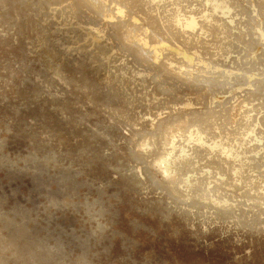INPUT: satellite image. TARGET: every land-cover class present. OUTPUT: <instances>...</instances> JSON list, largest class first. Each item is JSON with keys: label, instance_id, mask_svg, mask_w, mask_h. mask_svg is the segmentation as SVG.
<instances>
[{"label": "rangeland", "instance_id": "obj_1", "mask_svg": "<svg viewBox=\"0 0 264 264\" xmlns=\"http://www.w3.org/2000/svg\"><path fill=\"white\" fill-rule=\"evenodd\" d=\"M232 1L233 2L235 1L234 4L236 6L233 4ZM263 1L264 0L262 1L261 0H231V1L224 0L225 2L224 4L222 0L221 1L220 0H213V1L212 0L210 1L209 0H0V59H1L0 72L2 73L3 71L2 74L0 73V84H2L0 85V146H1L0 160L2 162L0 164V211H1L0 221L4 219L6 223L4 221H3L4 223L3 222L1 223L3 225L5 224L7 225V227L9 228V232L10 233L12 232L11 235L12 234L15 235L16 233L14 238L10 236L9 232H8L9 234L7 233L4 235V233L8 231V228L7 230H5L6 227L1 224L2 228L0 226V229H2L3 232L4 231L5 232L2 234V231L0 230L1 231L0 239H2L3 242L8 243L6 246L9 247L7 248L4 245L5 243L3 244V242L0 240L1 241L0 255L2 257L4 255L3 258L0 256V263L1 262L4 263L7 259L9 260L10 257L12 259L16 257L15 259L17 261L15 259H13L15 261L10 259L8 261L9 262L8 264L10 263L16 264L17 262H19L17 264H20L22 260L25 262L24 263L22 261L23 264H31L29 263L31 261L29 259H32V256L29 255L31 253V250L33 251L35 249L33 253L36 251L35 254L31 253V255H33L34 258V255L37 256L40 253L44 254L45 256L47 254L48 256L49 254L48 252H50L51 254V252H54L55 249L52 258L55 257L56 255L55 257L56 260L59 261L62 258L61 260L64 261V263H68L70 261L68 264L71 263L85 264L86 257H88L87 264H94V262H96L95 264H132L131 261L135 264H138V262L139 264H144V263L147 264V262L148 264H222L223 261H224L223 264H229V263L230 264H260L263 261L261 263L263 264L264 259L262 258V256L264 255L263 252L264 251V236H263L264 221H262L259 217L256 216V215L259 216L261 214L262 217L261 216L260 217L264 219V200H263L264 196H262L264 195V188H262L264 187L263 184L264 183V178H263L264 176V171H263L264 170V165H263L264 163V94L263 93L264 92H262L264 91V3L262 4ZM226 2H228V4ZM229 2H232L230 3V5L232 4L231 7L229 5ZM205 5L207 8H205ZM210 6L211 8L212 7L213 8L211 9ZM232 8L235 9L233 11L235 14L233 18H232L233 16ZM209 10H212L213 12ZM217 12L219 14L214 16ZM175 18H176V23H175ZM192 19L195 20L196 25L193 28H188L187 25ZM216 19L218 20L220 19V21L218 20L216 21ZM51 21L53 23H51ZM223 22L227 24L225 25L223 24ZM3 23L5 24L3 25ZM235 24L236 26L239 25V28H237ZM224 25L226 29L223 28ZM227 25L229 28L227 27ZM242 25L243 26L245 25L246 26L245 28H247V30H245V28ZM2 26H4L3 29ZM240 26H241V30H240ZM236 28L242 31L241 34H238L240 33V31H238ZM220 29L223 30L221 31ZM224 30H226V32ZM223 31L225 33H222ZM228 31L232 32L233 35L232 33L229 34ZM244 32H248L249 35H247V33L244 34ZM225 34L227 37H225ZM235 34L239 36V38L237 37L236 40L238 39L239 42L241 43L239 46L240 48L237 47L238 45L236 46V44H239V42L238 41L236 42L235 37L234 39L232 38V36H235ZM243 34L245 37L243 36ZM34 37L36 38L34 39ZM225 38L231 39V42H233L231 45L235 43L234 49H233L234 45L231 46L230 41L227 42L228 39L226 40ZM220 42H222V44H220ZM226 45L228 47L229 46L231 47L228 48ZM231 49L233 50L232 53L229 51L228 53L227 50L231 51ZM222 51H224L225 53L227 52L228 55ZM233 52L236 53L233 54ZM220 54L223 55V57L222 56L220 57ZM224 56L226 59L224 58ZM221 58L222 60L224 59L225 60L220 61ZM231 58L233 59V61ZM226 61L228 62L226 63ZM4 62L5 64L8 63L10 65V69L8 64L5 65V67L7 66L6 69L7 71L9 70L10 74L9 72L6 71L5 67L3 69ZM223 62H225L227 66L228 63L230 62L229 66L227 67ZM219 63L221 64L223 63L222 65L224 66H222ZM11 64L14 67H12ZM70 65L72 68L70 67ZM233 66L234 69L232 70L231 68ZM117 67H119L120 69L122 67L125 68L120 70ZM227 68L230 70H228ZM73 69L76 70V72L74 70L75 74L72 73ZM78 69L80 70L79 71L80 74L78 73ZM223 69H225V71ZM81 71L83 72L81 73ZM4 72L6 73L5 75L7 76H4ZM227 72L228 73L232 72V74L234 73L232 75L231 81L226 80L224 77L226 76ZM221 73L222 74L224 73V76ZM219 74L221 76L220 78H219ZM244 75L252 77L251 84L256 85L254 88H247L246 85L244 86V83H242L241 81L242 78L244 79L243 77ZM3 76L7 78L6 80L7 82L3 80L6 79ZM76 76L78 77L77 79ZM213 77L215 78V80ZM218 79L220 82L217 81ZM85 85H88L91 88V90H95V91H92L93 93H90L91 91L90 92L88 91L90 88L88 86L86 87ZM96 91H97L96 93L97 97H95ZM98 93L100 94L98 95ZM249 93L251 94L250 95L251 97L249 96ZM118 94L119 97L117 98ZM122 95L125 96L122 98ZM258 95L259 98L260 97L262 98L259 99L257 97ZM92 96L94 98H92ZM32 101H33V105H32ZM115 101L116 102L119 101V102L116 104ZM113 103L116 104L117 106L115 107ZM123 103L125 105H123ZM140 103L141 106H139ZM244 103L246 108L244 107ZM247 106L250 108H247ZM32 108H34L35 110V111L33 110L34 113L32 112ZM100 108L104 110L102 111V109ZM94 111L95 112L97 111L96 114L98 112L99 113L96 115ZM248 114H250V116H248ZM244 115H246L247 117ZM247 122L251 123L252 126L250 125L248 126ZM243 126H248V127H243ZM249 127L251 128L248 129ZM104 129L105 131L111 129L110 131H107L108 133L106 132L107 136L104 132ZM241 130L243 132L246 130L245 131L246 134L248 132L249 133L245 135V132L243 134ZM247 130L249 131L247 132ZM70 131L73 133H71ZM119 131L121 134L119 133ZM135 132L137 134L142 133V136L140 135L142 137V140H138L140 136L137 138V134H135ZM188 132L190 133L188 134ZM68 133H71V135H69ZM103 134L105 136H103ZM166 134L167 135L170 134V135L167 136ZM9 135L11 137H9ZM99 135L104 138L99 137ZM202 135L204 138H202ZM12 136L14 138H12ZM144 136L147 137L144 138ZM111 137L113 138L111 139ZM213 137L215 141L211 139ZM11 138L13 139V141ZM105 138L108 139V140L106 139L107 140L106 142L104 140ZM15 139H17L18 142L14 141ZM89 139L92 140L90 141ZM233 139L235 140L233 141ZM240 139H241V143L239 142ZM100 140H102V142ZM111 140H113L114 143L111 142ZM210 140H212L213 143ZM220 140L222 143H219ZM7 141L9 145L6 143ZM94 141L98 143L95 144ZM188 141H190L192 144H190V142ZM9 142H11V144ZM19 142H20V146L18 145ZM88 142H90V144ZM151 142L154 146L151 144ZM225 142L229 145H231L233 142L234 145L229 146L226 145ZM246 142L247 143L250 142L249 145H246L247 144ZM159 143L162 146H164L166 149L169 147L167 151L164 147L159 146L161 149L164 148L165 149L164 151H167L164 152L166 154L163 153L165 157L162 156L163 154H161L163 151L160 148H158V146L156 147V145H160ZM22 144L23 147H21ZM45 144L48 145L49 148L51 147L49 149L50 151L48 150V146L46 148ZM105 144L107 145L105 146ZM113 144L115 145V147ZM187 144L190 145L187 146ZM10 145L11 146L15 145V146L11 147ZM17 145L19 146L18 148H16ZM96 145L98 146V148ZM252 145L255 146L256 148L254 149L252 147L251 150ZM38 146L40 147L38 148ZM99 146H101L100 149ZM91 147H93V149ZM124 147L129 149L125 150ZM152 147L158 148L157 150H159L160 152L158 154L155 148V151L158 155L157 156L155 154L156 158L155 156H153L154 153L151 152L152 149H154ZM219 147H221L220 149L222 152L220 151V149L218 151ZM42 148L44 149V151ZM89 148L90 150H88ZM148 148L149 149L152 148L149 152L147 151L148 153H150V155L153 154L152 157H150L149 155L151 159L153 158L152 161H148L150 160L148 155H147L148 158L145 159L146 158L145 154L148 153H146L144 150H149ZM172 148H174V150L176 151H174ZM180 148L183 149L181 150ZM233 148L238 149L240 152H238V150L235 151ZM45 149L47 151V154L52 153V156L48 155V158L50 156L53 157L54 159L55 158L57 159L54 160L52 158L51 159L49 158L50 159L49 160L47 158V160H49L47 161L45 159V157H47L45 156L47 155L45 153L46 152ZM82 149L86 151L83 152ZM101 149L104 152L100 151ZM209 149L212 150L210 151ZM213 149H217V151ZM14 150L15 151L17 150V152H15ZM36 150L41 151L44 154L41 152L36 153L37 152ZM137 150H141L142 152L144 151V153L140 151L139 154L138 153L139 151ZM10 151L13 153H11ZM89 151L90 154L88 153ZM115 151L117 152L115 153ZM125 151H127V153H125ZM128 151H132V153L131 152L128 153ZM184 151H186L185 154H187V151L189 152L188 153L189 157L188 155L187 156L183 155L182 157ZM224 151L226 152L230 151V152L226 153ZM245 151H247L248 153ZM249 151L252 152L250 153ZM99 152L100 153L103 152L102 154L103 156L98 154ZM134 152L137 154L135 155ZM220 152L222 153V155H220L221 154ZM235 152L238 153L235 154ZM1 153L4 156H2ZM84 153L89 154V156L86 155L88 158L89 157L92 158L91 159L89 158V161H86L88 158L85 156ZM175 153H177V155L180 153L179 155L180 157L179 156L176 157ZM190 153H191V157H190ZM239 153L240 155L242 154L243 156L241 155L242 156L241 157ZM17 154L18 155L21 154V155L18 156ZM82 154H84V156H81ZM170 154L172 155L171 156L172 159L171 157L169 158ZM56 155L59 156L56 157ZM77 155H79L78 156L79 158L77 157ZM99 155L103 157L105 161L107 160L110 163H108L107 161L105 162L102 158H100ZM137 155L138 156L141 155L143 156V158H141V156H139L141 159L137 158L136 157ZM159 155L161 157H159ZM233 155H235L236 159H239L235 162V164L236 163L238 164V165L236 164L237 166L234 165L233 163L236 160ZM60 156L63 159H61V161H57L58 162L57 163L56 160H58V158L60 160ZM130 156H133L134 159ZM173 156H175L176 158ZM184 156L185 158L188 157L189 159L187 158L182 160ZM84 157L87 159H85ZM246 157H248V159ZM18 158L21 159L19 160ZM99 158L102 159L101 160L102 162L99 161ZM243 158L245 160H240ZM164 159H169L170 162V166L168 167L169 168L168 172H166L164 170V167L161 165V162ZM180 159L183 163V166L180 165V163L178 164V162H181L179 161ZM120 160L123 163H121ZM172 160L174 161L178 160L176 162V165L177 164L178 166L180 165L179 166L180 168L177 167L175 165V162ZM243 161H245L244 166H243L244 163ZM254 161L256 162V164ZM15 162L18 163L19 165L15 164ZM48 162L50 165L47 164ZM98 162L101 163L102 165L101 164L99 165ZM251 162L252 165L254 164L255 165L251 166ZM257 162L259 163L262 162V164L260 163L259 165H257L258 164ZM21 163H23L24 165H22ZM118 163L120 164V166ZM188 163L190 169H188L189 168ZM248 163L250 164L246 165ZM171 164L175 166L171 167L173 166ZM98 165L101 167H99ZM191 165H193L194 167ZM196 165L197 167H195ZM208 165L210 166L212 165V168L210 166L207 168L206 166ZM111 167H114V169H112ZM116 167L119 169L117 170ZM175 167L177 169H173ZM234 167L236 168V171L233 170L235 169ZM246 167L247 169L250 168L251 172L253 170L254 171L251 173L249 170L248 171L246 170ZM254 167H256V169ZM32 168L34 169L33 171ZM96 168L97 169L99 168L100 171H98ZM107 168H109V170L111 168L110 173ZM192 168H196V169L198 168L197 169L198 172L200 171L199 169L201 168L202 169L198 173L197 170ZM40 169L42 170L40 171ZM217 169H220L222 173H220V170ZM237 169H240L241 171ZM19 170L21 171L20 177L19 175H17V173H19ZM38 170L40 172L36 177L34 172H37ZM92 170H94V172ZM113 170L114 172H112ZM178 170L181 173V177H180V173H178L179 172ZM189 170H192L193 175ZM214 170L218 172L215 171L214 173ZM259 170L261 171L259 172ZM24 171H26V174H29L27 175L28 178ZM174 171L177 173H175ZM204 171L206 172V175L205 174L203 175V173H205ZM238 171H240L241 174H239L240 172ZM42 172L46 174H44L43 176ZM47 172L49 178L52 177L51 179H48ZM124 172L126 173L123 174ZM135 172L137 173L135 174ZM195 172L196 174L198 173L203 176L198 177L200 175L197 174L198 176H196ZM249 172L251 174L250 176H249ZM8 173H13L16 176L9 174L10 176H12L9 177ZM96 173L98 174L96 175ZM218 173L221 174V176ZM32 174L35 177H33ZM177 174H179V176ZM232 174L237 176L239 180L241 178L240 176L243 175H247L248 178L246 176V179H244L245 177L243 176L244 180L241 179V182L243 181L242 183L244 185L241 183L242 184L241 186V184L239 183V185L235 187L233 185L234 182L233 180L237 179V177L235 178V176H232ZM256 174L258 176L252 177V175H256ZM211 175H213V178ZM214 175H216V178H220L222 180L219 181L218 179L219 189H218V183L216 184L217 179H215ZM39 176H41L40 180L38 178ZM182 176H184L183 177L184 179L182 178ZM208 176L209 179H207ZM226 176L228 177V180ZM197 177L199 178V180H197ZM229 177L231 178V180L232 179L233 180L232 181L229 180L230 179ZM254 177L256 178L254 179ZM21 178L24 179L21 181ZM37 178L39 181L37 180ZM180 178L184 181L186 179V182L184 183L181 181V183L180 182L176 183L178 180L180 181ZM259 178L260 179L263 178L261 179L263 181H261ZM27 179L28 180L32 179L31 180L32 182L30 180L28 181ZM82 179H84V181ZM176 179L177 181L174 182V180ZM200 179L202 180V182ZM36 180L39 183L41 182L40 185L37 182H35ZM47 180L49 181L47 182ZM81 180H82L81 183L78 182ZM85 180L87 181L88 185L84 183L86 182ZM128 180L131 182L129 183ZM149 180L152 185L153 184L156 185L152 186L149 183L147 184ZM165 180L167 181L165 183L166 185H163L162 183L165 182ZM193 180L194 182L195 180H197L195 183L198 184L199 187H197L198 185L197 186L194 185L195 183L193 182ZM204 180L205 182H207L208 180L209 181L205 184ZM224 180H226L227 184H229V185L225 183L223 184L224 185L223 188L228 187L229 190L227 191L226 189H224L228 193V194L226 193L228 196L227 198H226V194L224 193L225 191H222L223 188L222 189L220 188L221 187L220 185H222L220 183H222ZM245 180H247L248 182ZM11 181H13L14 183L12 182L13 183L12 184ZM169 181L172 182V184ZM9 182L11 185L9 184ZM143 182H145L144 184L146 185H144ZM198 182L203 183L202 186ZM249 182L250 184L252 183L251 184L253 185L252 187L250 184H249L250 186L248 184L246 185V183ZM48 183H50L51 185L50 184L48 185ZM82 183L84 185H82ZM132 183L135 186H132ZM174 183L178 185L180 184L179 188L184 187L185 191L184 188L178 189L177 188L178 185L173 186ZM140 184L143 185L140 186ZM170 184L173 187V189L170 188L169 190L167 185ZM183 184L185 186H182ZM3 185L5 186L3 187ZM34 185L36 187H34ZM137 185L141 188L140 189L141 191L137 189L138 188ZM187 185L188 186L190 185V187H187ZM192 185H194V188ZM245 185L249 187H246ZM32 186L34 188H32ZM39 186H41V188ZM44 186L46 187V189ZM166 186L168 190L165 188ZM175 186L176 188H174ZM230 186L232 190L229 189ZM259 186L261 189L259 188ZM59 187L61 189H58ZM132 187L133 188L136 187V189L134 190ZM200 187L201 189L202 188L205 189L198 190L197 188L200 189ZM242 187L244 188L243 189L244 191L242 190ZM245 187L248 189L251 187L254 191L252 192L250 188L249 190H251L252 192L250 194V191ZM29 188L32 190L38 188V190L32 192V190L29 191ZM214 188L218 189V190L216 189L217 191L214 190L216 193L215 192L213 193ZM55 189L58 192L57 193L58 197H56V193H55L56 191H54ZM175 189L176 191H173ZM193 189L194 190L196 189L195 191L198 190L196 192L198 196L196 195V193L195 194L191 193L194 192ZM210 189L212 190V193ZM237 189H239V191ZM258 189H260L259 191L262 190L263 193H261L262 191L258 192ZM44 190L46 191L44 192ZM126 190L128 191L126 192ZM131 190H133L132 193ZM138 190L139 193L137 194ZM219 190L222 192V195H224L225 198H223L224 196L223 197L221 196ZM170 191H173V193ZM182 191L188 192L189 194L184 193L185 195L182 196L183 195ZM235 191L238 193H236ZM240 191H242V193L244 194L245 191L246 193L249 192V194H247L248 200L245 199L246 195L244 197L243 194L242 197V193ZM39 192L42 193V194L40 193L42 197L39 196ZM203 192L204 194H202ZM52 193L53 195H51ZM217 193L220 195L218 196ZM234 193H235V198L233 195ZM258 193L261 196H258ZM179 194H181L182 196L179 197H181L182 199L185 198L184 200L188 198L187 199L188 201L186 200L187 201L186 205L184 200L180 198L182 202L184 201L182 203L180 202L181 200L177 198ZM187 194L188 196L191 195V197L193 198L198 197L197 198L198 200L194 201V199L188 197ZM199 194L202 196V198ZM213 194L215 196H213ZM254 194L257 196V198H255ZM35 195L36 198L39 200H36V198L33 197ZM192 195H196V196H192ZM208 195L209 197L212 198L207 199L209 198ZM229 195L232 197H229ZM236 195H238V197ZM249 195H251L252 197L254 196L253 198L255 200L257 199V201H253L254 199L252 200L251 196L248 197ZM221 197L223 200H220ZM241 197L242 199H240ZM45 198L50 201L46 202ZM54 198L56 199L54 200ZM83 198L85 199L86 203H83L84 202ZM260 198L263 201H261ZM51 199L53 200L52 205H50ZM177 199L179 202L176 201ZM215 199L217 200L212 202ZM249 199L252 201H250ZM208 200L211 202L210 204L213 205V203L214 204L216 203L217 206L216 205L209 206ZM35 201H37L38 203ZM158 201H159V205L157 204ZM190 201H193L191 207H190L191 204ZM202 201L205 204L206 209L209 210L210 208V210L208 211V213H210L209 216H211V213L214 214L211 216L213 217L212 220L211 217L206 215H205L207 217V218L205 217L206 219L204 218V216L200 218V216L194 215L195 208H192V206H194L193 204L196 202L198 204L200 203V206L201 205L204 206ZM217 201L219 202L221 201L220 202L221 205H219L220 203L217 204ZM229 201L231 205L229 204ZM188 202H190V204ZM237 202L239 203L243 202L241 203L242 205L240 204L241 206L252 204L253 206L251 207L253 208V211H250L252 209L250 206L249 207L243 206V208H241V206L238 205L240 206L238 207L236 205ZM253 202L256 203L253 204ZM32 203H37V204H33L32 206L31 205ZM88 203L91 207L88 205ZM225 203L227 204V206ZM78 204H82V206ZM131 204L132 206H135L136 209H134V207L132 208ZM255 204L261 206L259 207L256 206ZM22 205L25 206L26 210H22L24 209ZM45 205L46 207H44ZM77 205H78V209L76 207ZM92 205L96 207L94 208ZM222 205L224 206V208ZM234 205L237 206V208ZM84 206L86 207L89 206L90 208L89 207L85 208ZM181 206L182 208H179ZM36 207L39 209H37ZM257 207H259L257 209L258 212L256 210ZM213 208L216 209V211ZM15 209H19L20 213H18V210ZM29 209L32 210L30 211ZM164 209L166 210L164 211ZM179 209H181V211H179ZM228 209L231 213L235 211V214L236 213L239 214L238 217L241 218L240 219L241 221L244 220V218L248 220L252 219V221L250 220V222L251 223L253 222L254 225L253 223L251 224L248 220L239 222L238 220L239 218L227 219L223 217L224 211L226 213L225 215L227 216L231 214L228 212ZM241 209H244L243 210L244 212H242ZM12 210H14V212L17 211L16 214L14 213L16 216L13 214ZM79 210H81V212ZM183 210H185L184 211L185 213L191 212V214L190 215L188 214L189 216H186L187 214L186 215L184 214L185 215L184 216L182 214ZM211 210L214 211L211 212ZM238 210H240V212L242 213L241 217H240V213H238L239 212ZM75 211L80 212L78 214L79 216H77ZM113 211H116L115 212L116 215L121 214V216L123 215V217L117 216L120 217V219L117 218ZM172 211L174 213H172ZM22 212L24 213L26 212L27 214L26 213L22 214ZM227 212L229 213V215L227 214ZM245 212L247 213L246 217L244 214ZM252 212L255 213V214L253 213L254 216H252ZM2 213H5L3 214L4 216L3 218H2ZM10 213L13 214L15 217ZM51 213L54 215H52ZM74 213L76 214L75 216L73 215ZM219 213L220 215L218 217L217 214ZM45 214H47L46 216H55V218L46 217ZM89 214H94V215L89 216ZM96 214L98 216L100 215L101 217L99 218L98 216L96 217ZM113 216L115 217L113 218ZM191 216L192 218H189ZM196 216L199 217L201 220L196 218ZM247 216L250 218H248ZM255 216L258 218V220H260V222L256 221L257 218ZM5 217L7 220L10 219L8 220V222L11 223L13 227L16 226L15 228H17L18 232L20 230L22 231H20V233L17 234L18 232H16V230H12L11 228L13 227H10L11 225L7 223ZM22 217H24V220L22 219ZM193 217H194V222H193ZM13 218L14 220L12 222L11 220ZM46 218L48 219L50 218L53 221L49 222L48 219ZM94 218L96 219L94 220ZM100 218L102 220H100ZM195 218L198 221H196ZM203 218L205 221H203ZM221 218H223L224 220ZM43 219L46 220V223L49 222L48 224L53 222L50 224L53 225L51 227H48L49 225L46 224L45 220ZM55 219L57 220V222ZM191 219L192 221L190 222ZM92 220L95 222H92ZM222 220L224 223L222 222ZM42 221H44V223H41ZM225 221L227 222L225 223ZM235 221L236 222L238 221L239 223L238 222L236 223ZM72 222L76 227H74ZM97 222L98 223L102 222V225L105 227V229L99 231L97 227L100 228H104V227H102L100 223L99 226ZM196 222L198 224L201 222L199 228ZM244 222L247 224L248 223L251 224L250 226L256 225L258 234L254 232L256 230L255 229L256 227H254L255 230L250 231L246 228L252 229L253 227H250L249 225L248 227L247 224H244ZM262 222L263 224L261 225ZM22 223H24L25 225ZM233 223L234 224L236 223L235 224L236 226L238 224L237 227L238 230L236 229V226L233 225ZM241 223L243 224L244 227L245 225L247 227L244 228L241 225ZM20 225H22L23 227ZM92 225H95V228H93ZM18 226L20 229L18 228ZM24 226L26 227L27 230L24 228ZM46 226L49 228L48 231L45 230L46 233L42 232L44 231V228ZM214 226L216 227V230L218 229L217 233L215 228H213ZM225 226H227V228ZM239 226H241V229ZM3 227H5V229ZM33 227L35 228L34 229L35 231L32 229ZM41 227H43V229ZM90 227L95 229L93 230L91 228L92 231H97L99 233L92 232ZM40 228L42 230H40ZM59 228L61 230H59ZM66 229L70 230V231L67 230L68 231V233L66 232L67 234H65V232L63 233L61 232L62 230L66 231ZM222 229L224 230L222 231ZM239 229L243 231H240ZM261 229L263 230V233L259 234V232L262 231ZM28 230L29 232L33 230V232L34 233L36 232V234L31 232L30 235ZM184 230L186 232L188 230L189 232L192 233L189 232L186 233ZM197 230L200 231L201 234ZM231 230L235 234H233ZM24 231L26 232L24 233L25 235L28 233L25 239L26 238H28V240L31 239L30 242L33 240L34 241V243L32 242L33 244H31L30 242L26 243L28 242L27 239L26 240L21 239L20 241L17 235H19L20 237L25 236L24 234L21 235V233H23ZM179 231H180V235L183 234L182 236L178 235ZM211 231L214 234L216 233L218 235V239L220 241L217 239L216 234L214 235L213 233H211ZM37 232L39 234H37ZM47 232H51V233H47ZM228 232L232 233L234 236H231L232 234ZM246 232L249 233L246 234ZM61 233L64 235H62ZM47 234H50V237H45V235L47 236ZM90 234H92L93 237ZM95 234L99 239L97 238V240H94V238H96L94 237ZM228 234L232 238L231 239L229 238L230 240L228 239L227 241L226 238L229 236ZM241 234L242 237L240 236ZM248 234L250 235L248 236ZM256 234L259 236H255ZM2 235H4V237ZM8 235L10 236V238L14 240L13 241L10 240V242H8L10 239V238L8 239ZM28 235H30V237ZM32 235L33 236L38 235L40 237H33ZM67 235L68 238L70 239L69 240L70 242L68 241V239L65 238V236L67 237ZM194 235H198V236H194ZM260 235L262 238H260ZM43 236L45 237V240L40 239L43 238ZM188 236L189 237L191 236V238H189ZM15 237H18L19 241L15 239ZM183 237H185L186 239L184 240ZM54 238L57 239L55 240ZM84 238H88V240L86 241V239ZM187 238L190 240H188ZM193 238L196 239H194L193 241L191 240ZM206 238H208V240H206ZM4 239H7L8 241L7 240L4 241ZM34 239L40 240L41 242L40 246H38L39 240H37V244H36L35 243L36 240ZM46 239L50 243L48 242L43 243L44 241H46ZM101 239L102 242L104 241L106 245L104 244V242L102 243L100 241ZM237 239L239 240L236 242ZM15 240L18 242H16ZM41 240L44 241L42 242ZM83 240L86 241L88 245L86 244V242L84 244ZM196 240H198L199 242ZM254 240H256V242H254ZM66 241L68 242V245ZM185 241L188 243H185ZM11 242L13 244H10ZM14 242H16L17 245H19L17 246V248L18 247L20 248V249L18 248L19 250L15 248L16 245ZM21 242L25 244L23 245ZM52 242L54 243V245ZM55 242L59 247H60V243L62 244L63 242L61 248L57 247L59 250H56L57 248ZM122 242L125 243L126 245L123 244ZM197 243L198 244L200 243L199 246H197ZM28 244L31 246L28 247ZM83 244L84 246H86L85 251L82 250L85 248L83 247ZM107 244L108 247H105L107 246ZM122 244L123 246H125V248L122 246ZM179 244L183 246H179ZM10 245H12V247L15 248L17 251L11 248ZM65 245L70 246L69 249L70 248L72 249L70 250L66 249L67 246ZM3 246H5L7 250L8 249H10V251L12 250L11 251L12 253L11 252L8 253L9 250L7 251L6 249L5 252V250H3L4 249ZM46 246L47 248L49 247L48 248L49 250L50 249L51 250L49 251L47 249L46 251L45 250ZM63 246H65L66 248ZM204 246H207L205 247L206 249L204 248ZM34 247H37V250ZM122 247L124 249H122ZM38 248L40 249V251ZM61 249H64L63 251L66 252L68 251V253L64 252L65 254H68L67 256H65V258H67V261L63 260L65 258L63 257L64 253L63 252H62L63 254L60 253ZM87 249L89 251H86ZM17 252H19L18 254L19 256L21 255L22 256L18 258ZM79 252L81 254H83L84 252L85 255L83 254V256L85 258H83ZM5 253L8 255H5ZM10 253L11 255L15 254V256L14 257L10 256L9 255ZM58 253L62 254V256H60ZM88 254H90L89 256L91 255L93 256H91L89 259ZM28 255L31 258H27L26 256ZM58 255L60 259L59 258L57 259ZM5 256H7V259L5 258ZM20 258H22V260ZM2 259H5V261H3ZM34 259L32 260L34 261ZM68 259L71 260L68 261ZM136 260L138 261L137 263ZM33 261L32 264H35L36 262L34 261L33 263ZM38 263L39 262H37L36 264ZM40 263L44 264L43 262ZM60 264L63 263L60 262Z\"/></svg>", "mask_w": 264, "mask_h": 264}, {"label": "bare ground", "instance_id": "obj_2", "mask_svg": "<svg viewBox=\"0 0 264 264\" xmlns=\"http://www.w3.org/2000/svg\"><path fill=\"white\" fill-rule=\"evenodd\" d=\"M209 1H210V0H209ZM212 1H213V0H212ZM220 1H221V0H220ZM222 1H223V3L225 4L224 0H222ZM229 1H231V0H229ZM261 1H262V0H261ZM205 2H206V1H205ZM232 2H233V1H232ZM232 2H229V5H230V3H232ZM234 2H235V1H234ZM234 2H233V4H234ZM226 3L228 4V2H226ZM263 3H264V1L262 2V4H263ZM204 4H205V3H204ZM234 5H235V4H234ZM231 6H232V4L230 5V7H231ZM235 6H236V5H235ZM235 6H233V7H235ZM262 6H263V5H262ZM205 8H207L206 5H205ZM210 8H211V6H210ZM212 8H213V7H212ZM212 8H211V9H212ZM223 8H224V7H223ZM213 10H214V9H213ZM234 10H235V9L232 8V12H233ZM209 11H212V10H209ZM204 12H205V11H204ZM212 12H213V11H212ZM235 12H237V11H235ZM217 14H219V13L217 12L214 16H216ZM231 14H232V13H231ZM207 16H208V15H207ZM220 16H221V15H220ZM234 16H235V14H234V12H233V16H232V18H233ZM175 17H176V16H175ZM217 17H218V16H217ZM48 18H49V17H48ZM59 18H60V17H59ZM213 18H214V17H213ZM220 18H221V17H220ZM221 19H222V18H221ZM46 20H47V19H46ZM204 20H205V19H204ZM217 20H218V19H216V21H217ZM222 20H223V19H222ZM225 20H226V19H225ZM240 20H241V19H240ZM211 21H212V20H211ZM214 21H215V20H214ZM214 21H213V22H214ZM218 21H220V19H219ZM223 21H224V20H223ZM2 22H3V21H2ZM4 22H5V21H4ZM224 22H225V21H224ZM224 22H223V24H225ZM51 23H53V22L51 21ZM175 23H176V18H175ZM218 23H219V22H218ZM236 23H237V22H236ZM241 23H242V21H241ZM241 23H240V25H241ZM4 24H5V23H3V25H4ZM216 24H217V23H216ZM226 24H227V23H226ZM226 24H225V25H226ZM238 24H239V23H238ZM195 25H196L195 20L192 19V20L188 23L187 27H188V28H193ZM218 25H219V24H218ZM225 25H224L223 28H225ZM235 26H236V24H235ZM242 26H243V25H242ZM3 27H4V26H2V29H3ZM221 27H222V24H221ZM227 27H228V25H227ZM236 27L239 28V25L236 26ZM243 27L245 28L246 26L244 25ZM228 28H229V27H228ZM230 28H231V27H230ZM237 28H236V29H237ZM244 28H243V29H244ZM225 29H226V28H225ZM234 29H235V27H234ZM4 30H5V29H4ZM220 30L222 31L223 29H220ZM229 30H230V29H229ZM237 30H238V29H237ZM240 30H241V26H240ZM240 30H238V31H240ZM245 30H247V28H245ZM253 30H254V29H253ZM224 31L226 32V30H224ZM224 31H223L222 33H225ZM228 32H229V31H228ZM241 32H242V31H240V33H238V34H241ZM231 33H232V32H229V34H231ZM246 33H247V35H249L248 32H244V34H246ZM254 33H255V32H254ZM229 34H228V35H229ZM244 34H243V36H244ZM250 34H251V32H250ZM232 35H233V33H232ZM14 36H15V35H14ZM218 36H219V35H218ZM220 36H221V33H220ZM255 36H256V35H255ZM223 37H224V35H223ZM225 37H227L226 34H225ZM228 37H229V36H228ZM234 37H235V40H236L237 37L239 38V36H237L236 34H235V36H232L233 39H234ZM244 37H245V36H244ZM248 37H249V36H248ZM35 38H36V37H34V39H35ZM218 38H219V37H218ZM221 38H222V37H221ZM230 38H231V36H230ZM230 38H229V39L227 38L228 40H227L226 38H225V39L227 40V42L230 41V45H231L233 42H231V39H230ZM12 39H13V37H12ZM219 39H220V38H219ZM16 40H17V39H16ZM226 40H225V41H226ZM235 40H234V41H235ZM64 41H65V40H64ZM225 41H224V42H225ZM237 41L239 42L238 39L236 40V42H237ZM11 42H13V41H11ZM62 42H63V40H62ZM30 43H31V42H30ZM225 43H226V42H225ZM220 44H222V42H220ZM227 44H228V43H227ZM240 44H241V43L239 42V44H236V46L238 45L237 47L240 48V47H239ZM28 45H29V43H28ZM62 45H63V44H62ZM228 45H229V44H228ZM233 45H234V47H233V49H234V48H235V43H234ZM233 45H231V46H233ZM244 45H245V43H244ZM56 46H58V45H56ZM226 46H227V45H226ZM231 46H229V47L227 46V47L230 48ZM59 47H60V46H59ZM237 47H236V49H237ZM241 47H242V46H241ZM243 47H244V46H243ZM65 50H66V49H65ZM58 51H59V50H58ZM228 51L232 53L233 50H232V49H231V51H230V50H227V52H228ZM236 51H237V50H236ZM238 51H239V49H238ZM60 52H61V51H60ZM219 52H220V51H219ZM222 52H224V51H222ZM222 52H221V53H222ZM227 52H226V53L224 52V53L227 54ZM229 52H228V53H229ZM224 53H223V54H224ZM234 53H236V52H233V54H234ZM60 54H61V53H60ZM58 55H59V54H58ZM218 55H219V54H218ZM227 55H228V54H227ZM229 55H230V54H229ZM221 56L223 57V55L220 54V57H221ZM218 57H219V56H218ZM224 58H225V56H224ZM232 58H233V57H232ZM232 58H231V59H232ZM225 59H226V58H225ZM225 59H224V60H225ZM231 59H230V60H231ZM0 60H1V59H0ZM6 60H7V59H6ZM224 60H222V58L220 59V61H224ZM230 60H229V61H230ZM4 61H5V60H4ZM220 61H219V62H220ZM232 61H233V59H232ZM6 62H7V61H6ZM227 62H228V61H226V63H227ZM0 63H1V62H0ZM223 63H225V62H223ZM223 63H222V64H223ZM226 63H225V65L227 66ZM229 63H230V62H229ZM229 63H228V66H229ZM234 63H235V61H234ZM3 64H4V65H3V69H4L5 65H7L8 63L5 64V62H4ZM70 64H71V63H70ZM219 64H221V63H219ZM222 64H221V65H222ZM11 65H12V64H11ZM234 65H235V64H234ZM8 66H9V69H10V65H9V64H8ZM121 66H122V65H121ZM121 66H120V67H121ZM222 66H224V65H222ZM228 66H227V67H228ZM6 67H7V66H6ZM6 67H5V69H6ZM12 67H14V66L12 65ZM70 67H71V65H70ZM0 68H1V67H0ZM17 68H18V67H17ZM71 68H72V67H71ZM73 68H74V67H73ZM76 68H77V67H76ZM117 68H119V67H117ZM123 68H125V67H122L121 69H123ZM128 68H129V67H128ZM119 69H120V68H119ZM121 69H120V70H121ZM227 69H228V68H227ZM231 69L233 70V69H234V66H233ZM12 70H14V69H12ZM15 70H17V69H15ZM18 70H19V69H18ZM74 70H75V69H73V72H72V73H74ZM81 70H82V69H81ZM115 70H116V69H115ZM223 70L225 71V69H223ZM228 70H230V69H228ZM0 71H1V69H0ZM6 71H7V69H6ZM71 71H72V69H71ZM79 71H80V70L78 69V73L80 74ZM117 71H118V69H117ZM129 71H130V70H129ZM133 71H134V70H133ZM226 71H227V70H226ZM234 71H235V70H234ZM7 72H9V70H8ZM75 72H76V70H75ZM82 72H83V71H81V73H82ZM232 72H233V71H232ZM232 72H229V73L227 72L226 76H224V73H223V74L221 73V74L225 77L226 80L231 81V79H232V75L234 74V73L232 74ZM0 73H1V72H0ZM2 73H3V71H2ZM2 73H1V74H2ZM117 73H118V72H117ZM130 73H131V72H130ZM130 73H129V74H130ZM225 73H226V72H225ZM240 73H241V72H240ZM5 74H6V73L4 72V76H7V75H5ZM9 74H10V72H9ZM9 74H8V75H9ZM74 74H75V73H74ZM120 74H121V73H120ZM129 74H128V75H129ZM131 74H132V73H131ZM131 74H130V75H131ZM83 75H84V74H83ZM215 75H216V74H215ZM217 75H218V73H217ZM237 75H238V74H237ZM4 76H3V77H4ZM73 76H74V75H73ZM73 76H72V77H73ZM81 76H82V75H81ZM117 76H118V75H117ZM239 76H240V75H239ZM119 77H121V76H119ZM214 77H215V76H214ZM214 77H213V78H214ZM220 77H221V76H220V74H219V78H220ZM243 77H244V79L242 78L241 81H242V83H244V86L246 85L247 88H254V87L256 86V85L251 84L252 77H250V76H245V75H244ZM4 78H6V77H4ZM51 78H52V77H51ZM73 78H74V77H73ZM77 78H78V77L76 76V79H77ZM81 78H83V77H81ZM81 78H80V79H81ZM222 78H223V77H222ZM236 78H237V77H236ZM1 79H2V77H1ZM80 79H79V80H80ZM3 80L6 81L7 78H6V79H3ZM63 80H64V79H63ZM214 80H215V78H214ZM221 80H224V79H221ZM217 81H219V79H218ZM6 82H7V81H6ZM219 82H220V81H219ZM239 82H240V81H239ZM56 83H57V82H56ZM56 83H55V84H56ZM216 83H217V82H216ZM0 85H2V84H0ZM54 86H56V85H54ZM85 86L87 87L88 85H85ZM1 87H3V86H1ZM88 87H89V86H88ZM55 88H56V87H55ZM89 88H90V87H89ZM89 88H88V89H89ZM113 88H114V87H113ZM84 89H85V88H84ZM103 90H104V89H103ZM103 90H102V91H103ZM108 90H109V89H108ZM112 90H113V89H112ZM88 91H89V92L91 91L90 93H93L92 91H95V90H91V88H90ZM97 91H98V90H97ZM97 91L95 92V95H96ZM99 91H100V90H99ZM34 92H35V91H34ZM40 92H41V91H40ZM89 92H88V93H89ZM262 92H264V91H262ZM30 93H32V92H30ZM37 93H38V92H37ZM101 93H102V92H101ZM105 93H106V92H105ZM39 94H40V93H39ZM99 94H100V93H98V95H99ZM103 94H104V93H103ZM257 94H258V93H257ZM263 94H264V93H263ZM263 94H262V95H263ZM35 95H36V94H35ZM92 95H93V94H92ZM101 95H102V94H101ZM144 95H145V94H144ZM250 95H251V94L249 93V96H250ZM33 96H34V95H33ZM93 96H94V95H93ZM93 96H92V98H94ZM116 96H117V95H116ZM120 96H121V95H120ZM124 96H125V95H124ZM124 96L122 95V98H123ZM260 96H261V95H260ZM95 97H97V95H96ZM98 97H99V96H98ZM118 97H119V94H118L117 98H118ZM126 97H127V96H126ZM250 97H251V96H250ZM257 97L259 98V95H258ZM260 98H262V97H260ZM260 98H259V99H260ZM55 99H56V98H55ZM55 99H54V100H55ZM113 99H114V98H113ZM113 99H112V100H113ZM137 99H138V98H137ZM259 99H258V100H259ZM54 100H53V101H54ZM91 100H92V99H91ZM117 100H118V99H117ZM120 100H121V99H120ZM127 100H128V99H127ZM258 100H257V101H258ZM254 101H256V100H254ZM111 102H113V101H111ZM111 102H110V103H111ZM115 102H116V101H115ZM118 102H119V101H118ZM118 102H116V104H117ZM121 102H122V101H121ZM121 102H120V103H121ZM125 102H126V100H125ZM141 102H142V101H141ZM259 102H260V101H259ZM245 103H246V102H245ZM245 103H244V107H245ZM251 103H253V102H251ZM251 103H250V104H251ZM255 103H257V102H255ZM113 104H114V103H113ZM116 104H114L115 107L117 106ZM32 105H33V101H32ZM35 105H36V104H35ZM118 105H119V104H118ZM123 105H125V104L123 103ZM246 105H247V104H246ZM251 105H252V104H251ZM100 106H101V105H100ZM100 106H98V107H100ZM112 106H113V105H112ZM112 106H111V107H112ZM139 106H141V103H140ZM244 107H243V108H244ZM251 107H252V106H251ZM104 108H106V107H104ZM113 108H114V107H113ZM245 108H246V107H245ZM247 108H250V107L247 106ZM100 109H102V108H100ZM117 109H118V107H117ZM33 110H34V108H32V112L34 113L35 110H34V111H33ZM95 110H96V109H95ZM103 110H104V109H102V111H103ZM106 110H107V109H106ZM113 110H115V109H113ZM94 112H95V111H94ZM96 112H97V111H96ZM96 112H95V114H96ZM108 112H109V111H108ZM108 112H106V113H108ZM98 113H99V112H98ZM98 113H97V114H98ZM100 113H101V112H100ZM97 114H96V115H97ZM246 114H247V113H246ZM113 116H114V115H113ZM244 116H246V115H244ZM248 116H250V114H248ZM96 117H97V116H96ZM101 117H102V115H101ZM104 117H105V116H104ZM246 117H247V116H246ZM246 117H245V118H246ZM99 118H100V116H99ZM99 118H98V119H99ZM249 118H250V117H249ZM114 119H115V118H114ZM250 119H251V118H250ZM244 120H245V119H244ZM249 121H250V120H249ZM247 123H248V122H247ZM249 125L252 126L251 123H248V126H249ZM254 125H255V124H254ZM248 126H243V127H248ZM95 127H96V126H95ZM117 127H118V126H117ZM117 127H116V128H117ZM254 127H255V126H254ZM250 128H251V127H249L248 129H250ZM97 129H98V128H97ZM99 129H100V128H99ZM246 129H247V128H246ZM93 130H95V129H93ZM102 130H103V129H102ZM110 130H111V129H110ZM110 130H106V131H105V129H104V132H105L106 136H107V133H108L107 131H110ZM116 130H118V129H116ZM97 131H98V130H97ZM241 131H242V130H241ZM245 131H246V130H245ZM245 131H244V132H245ZM248 131H249V130H247V132H248ZM251 131H252V130H251ZM70 132H71V131H70ZM94 132H95V131H94ZM106 132H107V133H106ZM116 132H118V131H116ZM141 132H143V131H141ZM190 132H191V131H190ZM190 132H188V134H189ZM242 132H243V131H242ZM244 132H243V134H244ZM252 132H253V131H252ZM71 133H73V132H71ZM71 133H68V134L71 135ZM95 133H96V132H95ZM110 133H111V132H110ZM119 133H120V131H119ZM248 133H249V132H248ZM248 133H247V134H248ZM255 133H256V132H255ZM101 134H102V133H101ZM101 134H100V135H101ZM120 134H121V133H120ZM135 134H137V133L135 132ZM135 134H134V136H135ZM138 134H139V135H138ZM138 134H137V138H138L140 135L142 136V133H138ZM186 134H187V133H186ZM186 134H185V135H186ZM194 134H195V133H194ZM197 134H198V132H197ZM199 134H200V133H199ZM247 134H246V132H245V135H247ZM100 135H99V137H102V136H100ZM115 135H116V134H115ZM117 135H119V134H117ZM163 135H164V134H163ZM166 135H167V134H166ZM169 135H170V134H169ZM169 135H167V136H169ZM195 135H196V134H195ZM200 135H201V134H200ZM103 136H105V135L103 134ZM108 136H109V134H108ZM141 136H140V137H141ZM167 136H166V138H167ZM173 136H174V135H173ZM173 136H172V138H173ZM192 136H193V133H192ZM204 136H205V135H204ZM257 136H258V135H257ZM9 137H11V136L9 135ZM140 137H139L138 140H142V137H141V139H140ZM146 137H147V136H146ZM146 137L144 136V138H146ZM196 137H197V136H196ZM237 137H238V136H237ZM239 137H240V136H239ZM245 137H246V136H245ZM12 138H14V137L12 136ZM12 138H11V139H12ZM16 138H17V137H16ZM91 138H92V137H91ZM102 138H104V137H102ZM112 138H113V137H111V139H112ZM114 138H115V137H114ZM116 138H117V137H116ZM135 138H136V136H135ZM187 138H188V137H187ZM202 138H204L203 135H202ZM218 138H219V136H218ZM251 138H252V137H251ZM8 139H9V138H8ZM98 139H99V138H98ZM106 139H107V138L104 139L105 142L108 140V139H107V140H106ZM168 139H169V138H168ZM193 139H194V138H193ZM193 139H192V140H193ZM196 139H197V138H196ZM196 139H195V140H196ZM211 139L214 140V137L211 138ZM216 139H217V138H216ZM236 139H237V138H236ZM3 140H4V138H3ZM89 140H90V139H89ZM91 140H92V139H91ZM91 140H90V141H91ZM115 140H116V139H115ZM195 140H194V141H195ZM198 140H199V139H198ZM202 140H203V139H202ZM204 140H205V139H204ZM218 140H219V139H218ZM223 140H224V139H223ZM234 140H235V139H233V141H234ZM237 140H238V139H237ZM243 140H244V139H243ZM12 141H13V139H12ZM14 141H17V142H18L17 139H15ZM70 141H71V140H70ZM96 141H97V140H96ZM96 141H94L95 144L98 143V142H96ZM100 141L102 142V140H100ZM149 141H150V140H149ZM163 141H164V140H163ZM171 141H172V139H171ZM205 141H206V140H205ZM210 141H212V140H210ZM214 141H215V140H214ZM224 141H225V140H224ZM231 141H232V140H231ZM245 141H246V140H245ZM247 141H248V139H247ZM250 141H251V140H250ZM258 141H261V140H258ZM17 142H16V143H17ZM101 142H100V144H101ZM111 142H113V140H111ZM137 142H138V141H137ZM143 142H144V141H143ZM147 142H148V141H147ZM161 142H162V141H161ZM169 142H170V141H169ZM169 142H168V143H169ZM188 142H190V141H188ZM192 142H193V141H192ZM227 142H228V141H227ZM239 142L241 143V139H240ZM242 142H243V141H242ZM6 143L8 144V141H7ZM6 143H5V144H6ZM9 143L11 144V142H9ZM14 143H15V142H14ZM14 143H13V144H14ZM88 143L90 144V142H88ZM109 143H110V142H109ZM113 143H114V142H113ZM116 143H117V142H116ZM163 143H164V142H163ZM201 143H202V142H201ZM203 143H204V141H203ZM203 143H202V144H203ZM212 143H213V141H212ZM212 143H211V144H212ZM219 143H222L221 140H220ZM225 143H226V142H225ZM230 143H231V142H230ZM246 143H247V142H246ZM249 143H250V142H248L246 145H249ZM1 144H2V143H1ZM35 144H36V143H35ZM48 144H49V142H48ZM138 144H139V143H138ZM151 144H152V142H151ZM159 144H160V143H159ZM164 144H165V143H164ZM171 144H172V143H171ZM190 144H192V143L190 142ZM190 144H187V146H189ZM202 144H201V145H202ZM216 144H217V142H216ZM238 144H239V143H238ZM242 144H244V143H242ZM8 145H9V144H8ZM18 145L20 146V142L18 143ZM18 145L16 146V148L19 147ZM45 145H46V144H45ZM51 145H52V144H51ZM102 145H103V144H102ZM106 145H107V144H105V146H106ZM108 145H109V144H108ZM113 145H114V144H113ZM116 145H117V144H116ZM148 145H149V143H148ZM152 145H153V144H152ZM152 145H150V146H152ZM166 145H167V143H166ZM195 145H196V144H195ZM218 145H220V144H218ZM226 145H229V144L226 143ZM231 145H234L233 142H232ZM231 145H229V146H231ZM236 145H237V144H236ZM236 145H235V146H236ZM240 145H241V144H240ZM246 145H245V146H246ZM253 145H254V143H253ZM253 145L251 146V150H252V147H253L254 149L256 148V147L253 146ZM10 146H11V145H10ZM12 146H13V145H12ZM12 146H11V147H12ZM14 146H15V145H14ZM14 146H13V147H14ZM29 146H30V145H29ZM35 146H36V145H35ZM47 146H48V145H46V148H47ZM96 146H97V145H96ZM103 146H104V145H103ZM138 146H139V145H138ZM153 146H154V145H153ZM157 146H158V148H160L162 145H161V144H160V145H156V147H157ZM159 146H160V147H159ZM169 146H170V145H169ZM203 146H204V145H203ZM0 147H1V146H0ZM3 147H4V145H3ZM5 147H6V146H5ZM8 147H9V146H8ZM21 147H23V144H22ZM21 147H20V148H21ZM39 147H40V146H38V148H39ZM44 147H45V146H44ZM53 147H54V146H53ZM53 147H52V148H53ZM87 147H88V146H87ZM87 147H86V148H87ZM100 147H101V146H99V149H100ZM111 147H112V146H111ZM114 147H115V145H114ZM126 147H127V146H126ZM156 147H155V148H156ZM162 147H164V146H162ZM178 147H179V146H178ZM178 147H177V148H178ZM180 147H181V146H180ZM185 147H186V146H185ZM226 147H227V146H226ZM236 147H237V146H236ZM249 147H250V146H249ZM28 148H29V147H28ZM28 148H27V149H28ZM35 148H36V147H35ZM50 148H51V147H50ZM50 148H49V146H48V150H49ZM91 148L93 149V147H91ZM94 148H95V147H94ZM97 148H98V146H97ZM107 148H108V147H107ZM124 148H125V147H124ZM139 148H140V147H139ZM152 148H154V147H152ZM152 148H151V149H152ZM155 148L152 149L151 152L154 153V155H153V154H152V155L155 156V158H156L157 153H156V151H155ZM158 148H156V150H157ZM164 148H165V147H164ZM164 148H163V149L160 148V149L163 151V152L161 151V152H162L161 154H163L164 152H167L169 147H168L167 149L165 148L167 151H164V150H165ZM183 148H184V147H183ZM183 148H182V149H183ZM187 148H188V147H187ZM220 148H221V147L218 148V151H219ZM223 148H225V147H223ZM234 148H235V147H234ZM234 148H233V149H234ZM238 148H239V147H238ZM241 148H242V147H241ZM243 148H244V147H243ZM246 148H248V147H246ZM0 149H1V148H0ZM42 149H43V148H42ZM92 149H91V150H92ZM102 149H103V148H102ZM102 149H101L100 151H103ZM110 149H111V148H110ZM112 149H113V148H112ZM118 149H119V148H118ZM127 149H129V148H125V150H127ZM132 149H133V148H132ZM132 149H131V150H132ZM146 149H147V147H146ZM148 149H149V148H148ZM151 149H149V150H144V151H145L146 153H148ZM172 149L174 150V148H172ZM172 149H171V150H172ZM175 149H176V148H175ZM180 149H181V148H180ZM182 149H181V150H182ZM184 149H185V148H184ZM231 149H232V147H231ZM21 150H22V149H21ZM21 150H18V151H21ZM23 150H24V149H23ZM79 150H81V149H79ZM82 150H83V149H82ZM88 150H90V148H89ZM121 150H122V148H121ZM153 150H154L155 152H154ZM178 150H179V149H178ZM187 150H188V149H187ZM209 150H210V149H209ZM211 150H212V149H211ZM211 150H210V151H211ZM213 150H216V151H217V149H213ZM224 150H226V149H224ZM234 150L237 151L238 149H234ZM244 150H245V149H244ZM8 151H9V150H8ZM12 151H13V149H12ZM14 151H15V150H14ZM24 151H25V150H24ZM26 151H28V150H26ZM31 151H33V150H31ZM31 151H30V154H31ZM36 151H37V150H36ZM43 151H44V149H43ZM45 151H46V149H45ZM49 151H50V150H49ZM55 151H56V150H55ZM58 151H59V150H58ZM85 151H86V150H85ZM85 151L83 150V152H85ZM135 151H136V149H135ZM137 151H139L138 153L140 154V151H141V150H137ZM144 151H143V152L141 151V152L144 153ZM147 151H148V152H147ZM174 151H176V150H174ZM220 151H221V149H220ZM241 151H242V150H241ZM10 152H11V151H10ZM15 152H17V150H16ZM39 152H41V151H37L36 153H39ZM51 152H52V151H51ZM51 152H50V153H51ZM59 152H60V151H59ZM77 152H78V150H77ZM81 152H82V151H81ZM103 152H104V151H103ZM103 152H102V153L99 152L98 154H100L101 156H103V155H102ZM116 152H117V151H115V153H116ZM129 152L132 153V151H128V153H129ZM157 152H158V154L160 153L159 150H157ZM177 152H179V151H177ZM185 152H186V151H184V154H182V157H183V155L187 156L188 153H189V152L187 151V154H185ZM221 152H222V151H221ZM221 152H220V153H221ZM224 152H226V151H224ZM224 152H223V153H224ZM227 152H230V151H227ZM227 152H226V153H227ZM232 152H233V151H232ZM238 152H240V151L238 150ZM238 152H235V154L238 153ZM245 152H247V151H245ZM249 152H250V151H249ZM251 152H252V151H251ZM251 152H250V153H251ZM11 153H13V152H11ZM27 153H28V152H27ZM41 153H43V152H41ZM45 153L47 154V151H46ZM88 153L90 154V151H89ZM92 153H93V152H92ZM112 153H113V152H112ZM122 153H123V152H122ZM122 153H121V154H122ZM125 153H127V151H125ZM125 153H124V154H125ZM218 153H219V152H218ZM233 153H234V152H233ZM242 153H244V152H242ZM247 153H248V152H247ZM250 153H249V154H250ZM14 154H16V153H14ZM43 154H44V153H43ZM54 154H55V153H54ZM54 154H53V155H54ZM79 154H80V153H79ZM84 154H85V156H86V155L89 156V154H86V153H84ZM84 154H82L81 156H84ZM118 154H119V153H118ZM134 154L136 155L137 153L134 152ZM155 154H156V155H155ZM164 154H166V153H164ZM164 154H163L162 156H164ZM175 154H176V157L180 155V153H179L178 155H177V153H175ZM1 155L4 156L2 153H1ZM12 155H13V154H12ZM17 155H18V154H17ZM19 155H21V154H19ZM19 155H18V156H19ZM40 155H41V154H40ZM48 155H51V156H52V153H51V154H47V155H45V156H47V157H45L46 160H47V158H48ZM59 155H60V154H59ZM59 155H58V156H59ZM100 155H99V156H100ZM116 155H117V154H116ZM131 155H132V154H131ZM141 155H142V154H141ZM141 155H139V156H141ZM145 155H146V158H145V159H147V158L149 157L150 153L145 154ZM147 155H148V157H147ZM152 155H150V157H152ZM167 155H168V154H167ZM220 155H222V153H221ZM223 155H226V154H223ZM229 155H230V154H229ZM239 155H240V153H239ZM241 155H242V154H241ZM241 155H240V156H241ZM13 156H14V155H13ZM58 156L56 155V157H58ZM61 156H62V155H61ZM61 156H60V160H59V158H58V160H56V162H57V161H61V159H63ZM78 156H79V155H77V157H78ZM101 156H100V158L103 159V157H101ZM126 156H127V155H126ZM139 156L137 155L136 157H137V158H140ZM143 156H144V154H143ZM143 156H141V158H143ZM157 156H158V155H157ZM171 156H172V155L170 154V155H169V158H170ZM185 156H184V158L181 157L182 160H183V159H187V158L189 157V155H188L187 158H185ZM208 156H209V155H208ZM233 156H234V158H235V155H233ZM236 156H238V155H236ZM242 156H243V155H242ZM242 156H241V157H242ZM246 156H247V155H246ZM248 156H249V155H248ZM8 157H9V156H8ZM8 157H7V158H8ZM86 157H87V156H86ZM128 157H129V156H128ZM130 157H132V158L134 159L133 156H130ZM150 157H149V158H150ZM159 157H161V156L159 155ZM164 157H165V156H164ZM167 157H168V156H167ZM173 157H175V156H173ZM176 157H175V158H176ZM179 157H180V156H179ZM190 157H191V153H190ZM220 157H221V156H220ZM224 157H225V156H224ZM14 158H15V157H14ZM22 158H23V157H22ZM30 158H32V157H30ZM38 158H39V157H38ZM42 158H43V157H42ZM49 158H50V159H51V158L54 159L53 157H50V156H49ZM49 158H48V159H49ZM78 158H79V157H78ZM81 158H82V157H81ZM84 158H85V157H84ZM87 158H88V157H87ZM87 158H85V159H87ZM89 158L91 159L92 157H89ZM89 158H88L86 161H89ZM100 158H99V161L102 160V159H100ZM141 158H140V159H141ZM229 158H232V157H229ZM238 158H240V157H238ZM244 158H245V157H244ZM244 158H243V159H240V160H245ZM246 158L248 159V157H246ZM250 158H251V157H250ZM18 159L20 160L21 158H18ZM18 159H17V160H18ZM26 159H27V158H26ZM45 159H44V160H45ZM50 159H49V160H50ZM55 159H57V158H55ZM55 159H54V160H55ZM72 159H73V158H72ZM95 159H96V158H95ZM106 159H107V156H106ZM112 159H113V158H112ZM135 159H136V158H135ZM152 159H153V158H152ZM152 159L150 158V160H148V161H152ZM171 159H172V157H171ZM171 159H170V161H171ZM173 159H174V158H173ZM188 159H189V158H188ZM226 159H228V158H226ZM235 159H236V158H235ZM4 160H5V159H4ZM49 160H47V161H49ZM54 160H52V161H54ZM70 160H71V159H70ZM80 160H82V159H80ZM103 160H104V159H103ZM108 160H109V159H108ZM115 160H116V159H115ZM127 160H128V159H127ZM127 160H126V161H127ZM138 160H139V159H138ZM159 160H160V159H159ZM237 160H239V159H236L235 161L233 160V161H234V162H233L234 165L237 164V163L235 164V162H236ZM21 161H23V160H21ZM41 161H42V160H41ZM71 161H72V160H71ZM83 161H84V160H83ZM86 161H85V162H86ZM97 161H98V160H97ZM104 161H105V160H104ZM106 161H107V160H106ZM106 161H105V162H106ZM120 161H121V160H120ZM128 161H129V160H128ZM131 161H132V160H131ZM139 161H140V160H139ZM139 161H138V162H139ZM142 161H143V159H142ZM145 161H147V160H145ZM145 161H144V162H145ZM172 161H174V160H172ZM177 161H178V160H177ZM177 161H174V162H175V165H176V162H177ZM179 161H181V159H180ZM187 161H188V160H187ZM251 161H252V160H251ZM6 162H7V160H6ZM11 162H13V161H11ZM16 162H19V161H16ZM16 162H15V164H18V163H16ZM27 162H28V161H27ZM43 162H44V161H43ZM72 162H73V161H72ZM101 162H102V161H101ZM105 162H104V163H105ZM107 162H108V161H107ZM140 162H141V161H140ZM184 162H185V161H184ZM243 162H244V163H243V166H244L245 161H243ZM248 162H249V161H248ZM254 162H255V161H254ZM1 163H2V162H1V160H0V164H1ZM4 163H5V161H4ZM4 163H3V165H4ZM37 163H38V162H37ZM52 163H55V162H52ZM57 163H58V162H57ZM98 163H99V162H98ZM108 163H110V162H108ZM112 163H113V162H112ZM115 163H116V162H115ZM121 163H123V162L121 161ZM128 163H129V162H128ZM135 163H136V162H135ZM179 163H180V165L183 166L182 161H181V162H178V164H179ZM241 163H242V162H241ZM257 163H258L257 165H259L260 163L262 164V162H260V163L257 162ZM21 164L24 165L23 163H21ZM40 164H41V163H40ZM40 164H39V165H40ZM47 164H49V162H48ZM100 164H101V163H99V165H100ZM118 164H119V163H118ZM118 164H117V165H118ZM125 164H127V163H125ZM178 164L176 165L177 167L180 166V165L178 166ZM184 164H185V163H184ZM249 164H250V163H248V164H246V165H249ZM255 164H256V162H255ZM255 164H254V165H255ZM3 165H2V166H3ZM9 165H10V164H9ZM11 165H12V163H11ZM18 165H19V164H18ZM18 165H17V166H18ZM25 165H26V164H25ZM28 165H29V164H28ZM49 165H50V164H49ZM52 165H53V164H52ZM54 165H55V164H54ZM99 165H98V166H99ZM101 165H102V164H101ZM113 165H114V164H113ZM158 165H159V164H158ZM161 165L164 167V170H165L166 172H168V169H169L168 167L170 166L169 159H164V160L161 162ZM171 165H173V164H171ZM175 165H173V166H171V167H174ZM198 165H199V164H198ZM237 165H238V164H237ZM237 165H236V166H237ZM254 165H252V162H251V166H254ZM257 165H256V166H257ZM263 165H264V163H263ZM30 166H32V165H30ZM42 166H43V165H42ZM95 166H97V165H95ZM103 166H104V165H103ZM103 166H102V167H103ZM119 166H120V164H119ZM188 166H189V163H188ZM188 166H187V168H188ZM191 166H193V165H191ZM209 166H210V165H208V166H206V167L208 168ZM239 166H240V163H239ZM239 166H238V168H239ZM251 166H250V167H251ZM3 167H4V166H3ZM5 167H6V164H5ZM12 167H13V166H12ZM12 167H11V168H12ZM14 167H15V165H14ZM23 167H24V166H23ZM26 167H27V166H26ZM28 167H29V166H28ZM39 167H40V166H39ZM99 167H101V166H99ZM114 167H115V166H114ZM114 167H111V168L114 169ZM163 167H162V168H163ZM185 167H186V166H185ZM193 167H194V166H193ZM195 167H197V165H196ZM200 167H201V166H200ZM210 167L212 168V165H211ZM241 167H242V166H241ZM260 167H261V166H260ZM262 167H263V166H262ZM33 168H34V167H33ZM33 168H32V171L34 170ZM43 168H45V167H43ZM54 168H56V167H54ZM111 168H110V170H111ZM130 168H131V167H130ZM130 168H127V169H130ZM132 168H133V166H132ZM179 168H180V167H179ZM181 168H184V167H181ZM204 168H205V167H204ZM232 168H233V167H232ZM234 168H235V167H234ZM254 168L256 169V167H254ZM9 169H10V168H9ZM16 169H17V167H16ZM20 169H21V168H20ZM25 169H26V168H25ZM25 169H23V170H25ZM93 169H95V168H93ZM96 169H97V168H96ZM107 169L109 170V168H107ZM107 169H105V170H107ZM116 169L118 170L119 168L116 167ZM127 169H126V170H127ZM173 169H177V168L175 167V168H173ZM188 169H190V166H189ZM192 169L197 170L198 168H197V169H196V168H192ZM201 169H202V168H201ZM201 169H199V170L201 171ZM242 169H243V168H242ZM251 169H252V168H251ZM257 169H258V167H257ZM41 170H42V169H40V171H41ZM97 170L100 171L99 168H98ZM110 170H109V173H110ZM122 170H123V169H122ZM217 170H220V169H217ZM233 170L236 171V168L233 169ZM237 170H240V169H237ZM244 170H245V168H244ZM246 170H247V171H248V170L250 171V168L247 169V167H246ZM2 171H3V168H2ZM35 171H36V170H35ZM40 171L38 170L37 172H34V174L36 175V177H37V175H38V173H39ZM43 171H44V169H43ZM47 171H48V170H47ZM50 171H51V170H50ZM92 171L94 172V170H92ZM101 171H102V170H101ZM119 171H120V170H119ZM160 171H162V170H160ZM176 171H177V170H176ZM178 171H179V170H178ZM181 171H182V170H181ZM189 171H191V174H192V170H189ZM189 171H188V172H189ZM193 171H194V170H193ZM200 171H199V172H200ZM215 171H216V170H214V173H215ZM235 171H234V172H235ZM240 171H241V170H240ZM240 171H238V172H240ZM253 171H254V170H253ZM253 171H252V172H253ZM256 171H257V170H256ZM260 171H261V170H259V172H260ZM263 171H264V170H263ZM263 171H262V172H263ZM10 172H12V171H10ZM20 172H21V171L19 170V173H17V172H15V173H17V175H19V177H20V175H21ZM24 172H25V174H26V171H24ZM52 172H53V169H52ZM96 172H97V171H96ZM112 172H114V170H113ZM174 172H175V171H174ZM174 172H173V173H174ZM197 172H198V170H197ZM199 172H198V173H199ZM202 172H203V171H202ZM202 172H201V173H202ZM204 172H205V171H204ZM208 172H209V171H208ZM216 172H218V171H216ZM238 172H237V173H238ZM250 172H251V171H250ZM250 172H249V176L251 175ZM252 172H251V173H252ZM259 172H258V173H259ZM262 172H261V173H262ZM13 173H14V172H13ZM13 173H8V175H9V174H12V175L16 176V175L13 174ZM22 173H23V172H22ZM36 173H37V174H36ZM101 173H102V172H101ZM101 173H100V174H101ZM105 173H106V172H105ZM109 173H108V174H109ZM125 173H126V172H124L123 174H125ZM136 173H137V172H135V174H136ZM163 173H164V172H163ZM171 173H172V172H171ZM175 173H177V172H175ZM178 173H180V171H179ZM193 173H194V172H193ZM198 173H197V174H198ZM214 173H212V174H214ZM220 173H222L221 170H220ZM246 173H248V172H246ZM246 173H245V174H246ZM261 173H260V174H261ZM23 174H24V173H23ZM23 174H22V175H23ZM25 174H24V175H25ZM40 174H41V173H40ZM40 174H39V175H40ZM42 174H43V176H44V174H46V173H43V172H42ZM97 174H98V173H96V175H97ZM133 174H134V173H133ZM133 174H132V175H133ZM187 174H188V173H187ZM187 174H186V176H187ZM195 174H196V172H195ZM197 174H196V176L200 175V174H198V175H197ZM204 174L206 175V172L203 173V175H204ZM210 174H211V172H210ZM218 174H219V173H218ZM239 174H241V172H240ZM242 174H244V173H242ZM260 174H259V175H260ZM5 175H6V174H5ZM27 175H29V174H26V176H27ZM32 175H33V174H32ZM50 175H51V173H50ZM88 175H89V174H88ZM93 175H94V174H93ZM96 175H95V176H96ZM106 175H107V174H106ZM126 175H127V174H126ZM137 175H138V174H137ZM177 175L179 176V174H177ZM192 175H193V174H192ZM203 175H200V176H198V177H202ZM219 175L221 176V174H219ZM237 175H238V174H237ZM262 175H263V174H262ZM47 176H48V179H51V178H52V177L49 178L48 172H47ZM47 176H46V177H47ZM81 176H84V175H81ZM99 176H100V175H99ZM127 176H128V175H127ZM167 176H168V175H167ZM175 176H176V174H175ZM178 176H177V177H178ZM211 176H212V178H213V175H211ZM214 176H215V179H217L216 184H217L219 181H222L220 178H216V175H214ZM232 176H235V175L232 174ZM243 176H244L245 178H244ZM243 176H240V177H241L240 180H239V178H238L237 176H235V178L237 177V179H234V180L232 179V180L234 181V182H233V185H234L235 187H237V185H239V183L241 184V183L243 182V181L241 182V179H243V178L246 179V176H247V175H243ZM253 176H258V175H257V174H256V175H252V177H253ZM7 177H8V176H7ZM9 177H12V176L9 175ZM19 177H18V178H19ZM29 177H30V176H29ZM33 177H35V176L33 175ZM33 177H32V179H33ZM40 177H41V176L38 177L39 180H40ZM90 177H91V176H90ZM164 177H165V176H164ZM173 177H174V176H173ZM180 177H181V173H180ZM183 177H184V176H182V178H183ZM191 177H192V176H191ZM191 177H190V178H191ZM198 177H197V180H199ZM226 177H227V176H226ZM252 177H251V179H252ZM15 178H16V177H15ZM27 178H28V176H27ZM38 178H37V180H38ZM43 178H44V177H43ZM43 178H42V179H43ZM134 178H136V177H134ZM185 178H186V177H185ZM195 178H196V177H195ZM195 178H194V179H195ZM204 178H205V177H204ZM204 178H203V179H204ZM229 178H230V177H229ZM247 178H248V176H247ZM255 178H256V177H254V179H255ZM263 178H264V176H263ZM263 178H261V179H263ZM16 179H17V178H16ZM23 179H24V178H21V181H22ZM25 179H26V178H25ZM32 179H29V180L31 181ZM44 179H45V178H44ZM46 179H47V178H46ZM129 179H130V178H129ZM164 179H165V178H164ZM177 179H179V178H177ZM177 179L174 180V182L177 181ZM183 179H184V178H183ZM192 179H193V178H192ZM205 179H206V178H205ZM207 179H209V176L207 177ZM218 179H219V181H218ZM244 179H243V180H244ZM249 179H250V178H249ZM259 179H260V178H259ZM259 179H258V180H259ZM261 179H260V180H261ZM9 180H11V179H9ZM18 180H19V179H18ZM27 180H28V179H27ZM29 180H28V181H29ZM37 180H36L35 182H37V183L40 185L41 182L39 183V182H38L39 180H38V181H37ZM82 180L84 181V179H82ZM82 180H81V181H78V182L81 183ZM136 180H137V179H136ZM145 180H147V179H145ZM151 180H152V179H151ZM197 180H195V182H196ZM200 180H201V179H200ZM211 180H212V179H211ZM227 180H228V177H227ZM229 180H231V178H230ZM232 180H231V181H232ZM260 180H259V181H260ZM21 181H20V183H21ZM43 181H46V180H43ZM48 181H49V180H47V182H48ZM85 181H86V180H85ZM88 181H89V180H88ZM128 181H129V180H128ZM142 181H143V180H142ZM142 181H141V182H142ZM181 181L185 183V182H186V179H185V181H184V180H182V179L180 178V181L178 180L176 183H178V182L181 183ZM189 181H191V180H189ZM208 181H209V180H208ZM208 181H207V182H208ZM224 181H225V182H224ZM224 181H223L222 183H220V184H222V185H223L224 183L227 184L226 180H224ZM231 181H230V182H231ZM245 181H247V180H245ZM249 181H250V180H249ZM261 181H263V180H261ZM12 182H13V181H11V183H12ZM31 182H32V181H31ZM33 182H34V181H33ZM50 182H51V181H50ZM130 182H131V181H129V183H130ZM135 182H136V181H135ZM153 182H154V181H153ZM166 182H167V181L165 180V182H163L162 184H163V185H166V184H165ZM169 182H170V181H169ZM169 182H168V183H169ZM193 182H194V180H193ZM195 182H194V183H195ZM201 182H202V180H201ZM204 182H205V180H204ZM207 182H205V184H206ZM213 182H215V181H213ZM213 182H212V183H213ZM230 182H229V183H230ZM247 182H248V181H247ZM250 182H251V181H250ZM250 182H249V183H246V185H247V184L249 185ZM13 183H14V182H13ZM13 183H12V184H13ZM55 183H56V182H55ZM80 183H79V184H80ZM84 183H86V184L88 185L87 181L84 182ZM92 183H93V182H92ZM137 183H138V182H137ZM144 183H145V182H143V184H144ZM148 183H149L150 185H152V184L150 183V180H149V182H147V184H148ZM154 183H155V182H154ZM168 183H167V184H168ZM170 183L172 184V182H170ZM176 183H174L173 186H174V185L177 186L178 184H176ZM198 183H199V182H198ZM210 183H211V181H210ZM244 183H245V182H244ZM253 183H254V182H253ZM256 183H257V182H256ZM259 183H260V182H259ZM9 184H10V182H9ZM9 184H8V185H9ZM15 184H16V183H15ZM30 184H32V183H30ZM30 184H29V185H30ZM45 184H46V183H45ZM49 184H50V183H48V185H49ZM56 184H57V183H56ZM58 184H59V183H58ZM60 184H61V183H60ZM79 184H78V185H79ZM143 184H140V186H142ZM171 184H170V185H167L169 190H170V188L173 189V187L171 186ZM187 184H188V183H187ZM199 184H201V186H202L203 183H199ZM242 184H243V183H242ZM242 184H241V186H242ZM251 184H252V183H251ZM251 184H250V185H251ZM261 184H262V183H261ZM263 184H264V183H263ZM10 185H11V184H10ZM10 185H9V186H10ZM19 185H21V184H19ZM22 185H23V184H22ZM36 185H37V184H36ZM43 185H44V184H43ZM50 185H51V184H50ZM52 185H53V184H52ZM82 185H84V184L82 183ZM144 185H146V184H144ZM155 185H156V184H153L152 186H155ZM179 185H180V184H179ZM179 185H178V187H177L178 189H183V188H184V187H183V188H179V187H180ZM194 185L197 186L198 184L195 183ZM194 185H192L193 188H194ZM214 185H215V184H214ZM222 185H220V186H221V187H220L221 189L224 187V185H223V186H222ZM227 185H229V184H227ZM231 185H232V184H231ZM243 185H244V184H243ZM246 185H245V186H246ZM250 185H249V186H250ZM4 186H5V185H3V187H4ZM16 186H17V185H16ZM56 186H58V185H56ZM59 186H60V185H59ZM132 186H135V185H133V183H132ZM137 186H138V185H137ZM137 186H136V187H137ZM167 186L165 187L166 189H167ZM169 186H170V187H169ZM176 186H175L174 188H176ZM182 186H185V185L183 184ZM196 186H195V187H196ZM203 186H204V185H203ZM205 186H207V185H205ZM225 186H226V185H225ZM241 186H240V187H241ZM249 186H246V187H249ZM252 186H253V185H251V187H252ZM12 187H13V186H12ZM18 187H19V186H18ZM18 187H16V188H18ZM34 187H36V186L34 185ZM34 187L32 186V188H34ZM39 187L41 188V186H39ZM44 187H45V186H44ZM47 187H48V186H47ZM49 187H50V186H49ZM130 187H131V186H130ZM136 187H135V188L132 187V188L135 190ZM187 187H190V185H189V186L187 185ZM197 187H199V185H198ZM208 187H209V185H208ZM213 187H214V186H213ZM213 187H212V188H213ZM235 187H234V188H235ZM240 187H239V188H240ZM243 187H244V186H243ZM243 187H242V190L244 189ZM246 187H245V188H246ZM251 187H250V188H251ZM5 188H6V187H5ZM7 188H8V187H7ZM16 188H15V189H16ZM50 188H51V187H50ZM234 188H233V190H234ZM250 188H249V189H250ZM259 188H260V186H259ZM262 188H264V187H262ZM11 189H12V188H11ZM42 189H43V188H42ZM45 189H46V187H45ZM58 189H61V188L59 187ZM58 189H57V190H58ZM137 189L140 190L141 188L138 186ZM145 189H146V188H145ZM168 189H167V190H168ZM172 189H171V190H172ZM178 189H177V191H178ZM189 189H190V188H189ZM197 189H198V190H202V189H205V188H202V189H201V187H200V189H199V188H197ZM216 189H217V188H214V189H213V193L215 192L214 190H216ZM218 189H219V183H218ZM218 189H217V190H218ZM221 189H220V190H221ZM224 189H226L227 191H229V190H228V187H227V188H226V187L223 188L222 191H225ZM229 189H231V186H230ZM246 189H248V188H246ZM246 189H245V190H246ZM249 189H248V190H249ZM260 189H261V188H260ZM260 189H258V192H261V191H262V190L259 191ZM30 190H32V189L29 188V191H30ZM35 190H38V188H36ZM35 190H32V192H34ZM47 190H48V189H47ZM52 190H53V189H52ZM118 190H119V189H118ZM139 190H138V192L136 191L137 194L139 193ZM160 190H161V189H160ZM187 190H188V189H187ZM187 190H186V191H187ZM193 190H194V189H193ZM193 190H192V191H193ZM195 190H196V189H195ZM195 190H194V192H191V193H194V194H195V193L198 191V190H197V191H195ZM207 190H208V189H207ZM207 190H205V191H207ZM217 190H216V191H217ZM220 190H219V191H220ZM231 190H232V189H231ZM231 190H230V191H231ZM237 190L239 191V189H237ZM251 190H252V192L254 191L252 188H251ZM251 190H249V191H250V194L252 193ZM9 191H10V190H9ZM45 191H46V190H44V192H45ZM54 191H56V189H55ZM127 191H128V190H126V192H127ZM132 191H133V190H131V193H132ZM140 191H141V190H140ZM173 191H176V189L173 190ZM173 191H170V192L173 193ZM179 191H181V190H179ZM184 191H185V188H184ZM184 191H182V192H183V195H182V196L185 195L184 193H188V192H184ZM190 191H191V190H190ZM190 191H189V192H190ZM205 191H204V192H205ZM210 191H211V193H212V190H211V189H210ZM227 191H225L224 193L226 194ZM243 191H244V190H243ZM246 191H247V190H246ZM246 191H245V194L242 193V191H240V192L242 193V197H243V194H244V197H245V195H246V198H245V199L248 200V198H247V194H249V192L246 193ZM256 191H257V190H256ZM256 191H255V192H256ZM41 192H42V191H41ZM41 192H39V196L42 197V195H40ZM44 192H43V194H44ZM52 192H53V191H52ZM182 192H181V194H182ZM199 192H200V191H199ZM199 192H198V193H199ZM204 192H203L202 194H204ZM235 192H236V191H235ZM37 193H38V191H37ZM37 193H36V194H37ZM50 193H51V192H50ZM55 193H56V197H58V194H57L58 192L56 191ZM55 193H54V195H55ZM121 193H122V192H121ZM123 193H124V192H123ZM129 193H130V191H129ZM143 193H144V192H143ZM143 193H142V194H143ZM172 193H171V195H172ZM174 193H176V192H174ZM208 193H209V192H208ZM208 193H206V194H208ZM215 193H216V192H215ZM218 193H219V192H218ZM218 193H217V195L219 196L220 194H218ZM220 193H221V196L223 197L224 195H222V192H221V191H220ZM232 193H233V192H232ZM236 193H238V192H236ZM261 193H263V191H262ZM41 194H42V193H41ZM46 194H47V193H46ZM119 194H120V193H119ZM125 194H126V193H125ZM140 194H141V192H140ZM177 194H178V193H177ZM177 194H176V195H177ZM181 194H179L177 198L180 199V198L182 197ZM188 194H189V193H188ZM188 194H187V196H188ZM227 194H228V193H227ZM227 194H226V198L228 197ZM255 194H256V193H255ZM255 194H254V195H255ZM51 195H53V193H52ZM122 195H123V194H122ZM127 195H128V194H127ZM196 195H197V193H196ZM196 195H192V196H196ZM199 195H200V194H199ZM230 195H232V194H230ZM230 195H229V197H232V196H230ZM233 195H234V198H235V193H234ZM256 195H257V194H256ZM256 195H255V198H257ZM2 196H3V195H2ZM30 196H31V194H30ZM47 196H50V195H47ZM179 196H181V197H179ZM187 196H186V197H187ZM197 196H198V195H197ZM200 196H201V195H200ZM204 196H206V195H204ZM213 196H215V195L213 194ZM236 196L238 197V195H236ZM239 196H241V195H239ZM250 196H251V195H249L248 197H250ZM258 196H261V195H259V193H258ZM262 196H264V195H262ZM33 197L36 198V195L33 196ZM44 197H45V196H44ZM44 197H43V198H44ZM52 197H54V196H52ZM188 197L194 199V201H195V200H196V201L198 200V199H197L198 197H197V198H196V197L193 198V197H191V195H189ZM208 197H209V195H208ZM216 197H217V196H216ZM222 197L220 198V200H223ZM237 197H236V198H237ZM242 197H241L240 199H242ZM251 197H252V196H251ZM253 197H254V196H253ZM253 197H252V200L254 199ZM173 198H174V197H173ZM175 198H176V197H175ZM201 198H202V196H201ZM201 198H200V199H201ZM206 198H207V197H206ZM210 198H212V197H209V198H207V199H210ZM214 198H215V197H214ZM218 198H219V197H218ZM223 198H225V196H224ZM234 198H233V199H234ZM31 199H32V198H31ZM45 199H46V198H45ZM48 199H49V197H48ZM52 199H53V198H52ZM52 199H51V204H50V205H52V202H53ZM55 199H56V198H54V200H55ZM83 199H84V198H83ZM181 199H182V198H181ZM181 199H180V200H181ZM184 199H185V198H184ZM184 199H182V200H184ZM187 199H188V198H187ZM187 199H186V200H187ZM192 199H191V200H192ZM230 199H231V198H230ZM245 199H244V200H245ZM260 199H261V198H260ZM28 200H29V199H28ZM36 200H39V199L36 198ZM42 200H43V199H42ZM182 200H181L180 202H182ZM186 200H184V201H185V205H186V203H187V201H188V200H187V201H186ZM201 200H202V199H201ZM201 200H200V201H201ZM204 200H205V199H204ZM216 200H217V199H215V200H213V201L211 200V201L214 202V201H216ZM218 200H219V199H218ZM228 200H229V199H228ZM249 200H250V199H249ZM252 200H250V201H252ZM263 200H264V197H263ZM263 200L261 199V201H263ZM47 201H50V200H47V199H46V202H47ZM176 201H178V199H177ZM184 201H183V202H184ZM208 201H209V200H208ZM235 201H236V200H235ZM238 201H239V200H238ZM253 201H257V199H256V200L254 199ZM258 201H259V200H258ZM35 202H37V201H35ZM88 202H89V201H88ZM178 202H179V201H178ZM183 202H182V203H183ZM190 202H191V204H190ZM190 202H188V203L190 204V207H191L193 201H190ZM198 202H199V201H198ZM220 202H221V201H220ZM220 202L217 201V204L220 203ZM224 202H225V201H224ZM243 202H244V201H243ZM243 202H240V203L237 202L236 205L238 206V205H240V204L243 203ZM248 202H249V201H248ZM37 203H38V202H37ZM37 203H32L31 205L33 206V204H37ZM40 203H41V202H40ZM44 203H45V202H44ZM54 203H55V202H54ZM54 203H53V204H54ZM79 203H80V202H79ZM83 203H86V202H85V199H84V202H83ZM160 203H161V202H160ZM182 203H181V205H182ZM202 203H203V201H202ZM202 203H201V204H202ZM205 203H206V201H205ZM207 203H208V202H207ZM210 203H211V202L209 201V206L216 205V203H215V204L213 203V205L210 204ZM238 203H239V204H238ZM254 203H256V202H253V204H254ZM258 203H259V202H258ZM57 204H58V203H57ZM93 204H94V203H93ZM157 204L159 205V201L157 202ZM162 204H163V203H162ZM177 204H178V203H177ZM203 204H204V203H203ZM225 204H226V203H225ZM229 204L231 205L230 201H229ZM244 204H246V203H244ZM260 204H261V203H260ZM48 205H49V204H48ZM54 205H55V204H54ZM78 205H81V206H82V204H78ZM78 205L76 206L77 209H78ZM88 205H89V203H88ZM134 205H135V204H134ZM193 205H194V206H192V208H195V209H194V210H195L194 215H198V216H200V218H202L203 216H204V218H205L206 216H209L210 213H208V211L210 210V208H209V210L206 209L205 204H204V206H202V205L200 206V203L198 204V203L195 202ZM206 205H207V204H206ZM219 205H221V203H220ZM223 205H224V203H223ZM223 205H222V206H223ZM230 205H229V207H230ZM241 205H242V204H241ZM241 205H240V206H241ZM255 205H256V206H259V205H257V204H255ZM262 205H263V204H262ZM22 206H23V205H22ZM25 206H26V204H25ZM25 206H23L24 209H22V210H26V209H25ZM42 206H43V205H42ZM42 206H41V207H42ZM58 206H59V205H58ZM89 206H90V205H89ZM89 206H87V207L84 206V207H85V208H88ZM92 206H93V205H92ZM120 206H121V205H120ZM123 206H124V205H123ZM131 206H132V204H131ZM131 206H130V207H131ZM163 206H164V205H163ZM179 206H180V204H179ZM187 206H188V205H187ZM207 206H208V205H207ZM216 206H217V205H216ZM216 206H215V207H216ZM226 206H227V204H226ZM234 206H235V205H234ZM237 206H235V207L237 208ZM240 206H238V207H240ZM243 206H244V205H243ZM243 206H241V208H243ZM245 206H247V207L250 206V207H251V206H253V205H252V204H249V205H245ZM245 206H244V207H245ZM256 206H254V207H256ZM260 206H261V205H260ZM260 206H259V207H260ZM38 207H39V206H38ZM44 207H46V205H45ZM47 207H48V206H47ZM84 207H83V208H84ZM90 207H91V206H90ZM90 207H89V208H90ZM93 207H94V206H93ZM95 207H96V206H95ZM95 207H94V208H95ZM127 207H128V206H127ZM127 207H125V208H127ZM133 207H134V209H136L135 206H132V208H133ZM136 207H137V206H136ZM160 207H161V206H160ZM185 207H186V206H185ZM220 207H221V206H220ZM235 207H234V208H235ZM259 207H257L256 210H257ZM30 208H31V207H30ZM36 208H37V207H36ZM57 208H60V207H57ZM94 208H93V209H94ZM161 208H162V207H161ZM165 208H166V207H165ZM179 208H182V206L179 207ZM218 208H219V207H218ZM218 208H217V209H218ZM223 208H224V206H223ZM223 208H221V209H223ZM225 208H228V207H225ZM236 208H235V209H236ZM251 208H252V207H251ZM33 209H34V208H33ZM37 209H39V208H37ZM37 209H36V211H37ZM40 209H41V208H40ZM80 209H82V208H80ZM117 209H118V207H117ZM166 209H167V208H166ZM166 209H164V211H165ZM177 209H178V207H177ZM185 209H186V208H185ZM213 209H214V208H213ZM231 209H233V208H231ZM247 209H250V208H247ZM15 210H18V213H20L19 209H15ZM29 210L31 211L32 209H29ZM91 210H92V209H91ZM114 210H115V209H114ZM121 210H123V209H121ZM126 210H127V209H126ZM126 210H125V211H126ZM128 210H129V209H128ZM131 210H132V209H131ZM214 210L216 211V209H214ZM214 210H211V212L214 211ZM218 210H219V209H218ZM241 210H242V212H244V211H243L244 209H241ZM261 210H262V209H261ZM12 211H13V214H14V213H15V214L17 213V211H16V212H14V210H12ZM34 211H35V210H34ZM77 211H78V210H77ZM79 211L81 212V210H79ZM84 211H85V210H84ZM84 211H83V212H84ZM89 211H90V210H89ZM92 211H93V210H92ZM132 211H133V210H132ZM162 211H163V210H162ZM162 211H161V212H162ZM173 211H174V210H173ZM173 211H172V213H174ZM175 211H176V210H175ZM179 211H181V209H179ZM184 211H185V210L182 211V214H183V215H184V214H185V215L187 214L186 216H189V215L191 214V212H190V213H187V212L185 213ZM186 211H188V210H186ZM191 211H192V209H191ZM231 211H233V210H231ZM238 211H239L238 213H240V217H241V214H242V213L240 212V210H238ZM250 211H253V208H252ZM250 211H249V212H250ZM0 212H1V211H0ZM26 212H27V211H26ZM26 212H25V213H26ZM38 212H39V211H38ZM75 212H76V211H75ZM80 212H76L77 216H79L78 214H79ZM90 212H91V211H90ZM113 212L115 213L116 211H113ZM113 212H112V215H113ZM117 212H119V211H117ZM122 212H124V211H122ZM176 212H177V211H176ZM183 212H184V213H183ZM222 212H223V211H222ZM228 212L231 213V212L229 211V209H228ZM228 212H227V214L229 215ZM236 212H237V211H236ZM249 212H248V214H249ZM257 212H258V210H257ZM262 212H263V211H262ZM262 212H260V213H262ZM7 213H8V212H7ZM23 213H24V212H22V214H23ZM25 213H24V214H25ZM91 213H92V212H91ZM130 213H131V212H130ZM162 213H163V212H162ZM216 213H218V212H216ZM220 213H221V210H220ZM220 213L217 214L218 217H219ZM223 213H224V215H223V214H221V215H223V217H225V218H227V219H228V218H229V219H238V218H239V217H238L239 214H237V213L235 214V211L232 212L233 214L231 213L229 216L225 215V214H226L225 211H224ZM253 213H254V212H252V216H254V214L256 213V211H255L254 214H253ZM3 214H5V213H2V218L4 217ZM10 214H11V213H10ZM10 214H9V215H10ZM13 214H11V215H13ZM15 214H14V215H15ZM22 214H21V215H22ZM26 214H27V213H26ZM51 214H52V213H51ZM76 214L74 213L73 215L75 216ZM86 214H87V212H86ZM135 214H136V213H135ZM188 214H189V215H188ZM244 214H245V217H246V214H247V213L245 212ZM0 215H1V213H0ZM14 215H13V216H14ZM18 215H19V214H18ZM46 215H47V214H45V216H46ZM52 215H54V214H52ZM81 215H82V213H81ZM90 215H94V214H89V216H90ZM115 215H116V213H115ZM131 215H134V214H131ZM161 215H162V214H161ZM164 215H165V213H164ZM185 215H184V216H185ZM205 215H206V216H205ZM212 215H214V214L211 213V216H212ZM6 216H8V215H6ZM15 216H16V215H15ZM15 216H14V217H15ZM19 216H20V215H19ZM27 216H29V215H27ZM27 216H26V217H27ZM97 216H98V215L96 214V217H97ZM117 216H121V214L116 215V217H117ZM168 216H169V215H168ZM170 216H171V214H170ZM211 216H209V217H211ZM215 216H216V215H215ZM256 216L259 217L262 221H264V219L261 218V217H262L261 214H260L259 216H258V215H256ZM256 216H255V217H256ZM260 216H261V217H260ZM46 217H52V218L54 217V218H55V216H46ZM87 217H88V216H87ZM92 217H94V216H92ZM99 217H101V216L99 215L98 218H99ZM110 217H111V216H110ZM114 217H115V216H113V218H114ZM121 217H123V215H122ZM165 217H166V216H165ZM216 217H217V216H216ZM243 217H244V215H243ZM243 217H242V218H243ZM247 217H248V216H247ZM255 217H254V218H255ZM257 217H256V218H257ZM7 218H8V217H7ZM81 218H82V217H81ZM83 218H86V217H83ZM117 218L120 219V217H117ZM169 218H170V217H169ZM189 218H192V216L189 217ZM196 218L200 219V218L197 217V216H196ZM196 218H195V219H196ZM204 218H203V221H205ZM206 218H207V217H206ZM206 218H205V219H206ZM212 218H213V217H211V220H212ZM248 218H250V217H248ZM0 219H1V217H0ZM5 219H6V217H5ZM22 219L24 220V217H22ZM46 219H48V218H46ZM95 219H96V218H94V220H95ZM208 219H209V218H208ZM221 219H223V218H221ZM240 219H241V218L238 219L239 222H243L244 220H246V221L248 220V219H245V218H244V220L241 221ZM8 220H10V219H8ZM8 220L6 219L7 223H8L9 225H11V223H9ZM13 220H14V218H13L11 221L13 222ZM43 220H45V219H43ZM55 220H56V219H55ZM100 220H102V219L100 218ZM113 220H116V219H113ZM167 220H168V219H167ZM167 220H166V221H167ZM200 220H201V219H200ZM218 220H220V219H218ZM223 220H224V219H223ZM223 220H222V222H223ZM225 220H226V219H225ZM250 220L252 221V219H250ZM250 220H248V221L250 222ZM3 221H4V219H3L2 221H0V226H1V224H2L1 222H3ZM48 221L50 222V221H53V220H51V219L49 218ZM191 221H192V219L190 220V222H191ZM196 221H198V220L196 219ZM228 221H229V220H228ZM253 221H254V220H253ZM256 221L260 222V220H258V218H257ZM4 222H5V221H4ZM4 222H3V223H4ZM20 222H22V221H20ZM49 222H48V223H49ZM56 222H57V220H56ZM56 222H55V223H56ZM63 222H64V221H63ZM92 222H95V221L92 220ZM190 222H189V223H190ZM193 222H194V217H193ZM193 222H192V223H193ZM201 222H202V221H201ZM201 222H200V223H201ZM214 222H215V220H214ZM219 222H220V221H219ZM226 222H227V221H225V223H226ZM233 222H234V221H233ZM235 222H236V221H235ZM237 222H238V221H237ZM237 222H236V223H237ZM239 222H238V223H239ZM5 223H6V222H5ZM41 223H44V221H42ZM41 223H40V224H41ZM45 223H46V220H45ZM48 223H46V224H48ZM51 223H53V222H51ZM51 223H50V224H51ZM90 223H91V222H90ZM97 223H98V222H97ZM99 223L101 224L102 227H104V226L102 225V222H99ZM99 223H98V224H99ZM196 223H197V222H196ZM200 223H199V224L197 223V224H198V228H199ZM210 223H211V222H210ZM210 223H209V224H210ZM212 223H213V222H212ZM223 223H224V222H223ZM228 223H229V222H228ZM231 223H232V222H231ZM236 223H235V224H236ZM250 223H251V222H250ZM252 223H253V222H252ZM252 223H251V224H252ZM12 224H13V223H12ZM19 224H20V223H19ZM22 224H24V223H22ZM50 224H48L49 226H48V225H47V226H48V227H51V226L53 225V224H52V225H50ZM72 224H73V222H72ZM79 224H80V223H79ZM100 224H99V226H100ZM204 224H205V222H204ZM219 224H220V223H219ZM235 224L233 223V225H235ZM244 224H247V223L244 222ZM251 224L248 223L247 226H248V225L250 226ZM255 224H256V223H255ZM262 224H263V222L261 223V225H262ZM2 225H3V224H2ZM24 225H25V224H24ZM73 225H74V224H73ZM104 225H105V223H104ZM106 225H107V224H106ZM206 225H207V224H206ZM220 225H221V224H220ZM241 225L243 226L242 223H241ZM253 225H254V223H253ZM3 226H5L6 229H5V227H3V228H4L5 230H7V228H8L7 225L5 224V225H3ZM20 226H22V225H20ZM47 226H46V227H47ZM60 226H63V225H60ZM90 226H91V224H90ZM92 226H93V228H95V225H92ZM202 226H203V225H202ZM207 226H208V225H207ZM215 226H216V225H215ZM215 226H214L213 228H215V230H216V227H215ZM235 226H236V225H235ZM247 226L245 225V227H247ZM249 226H248V227H249ZM259 226H260V225H259ZM259 226H258V227H259ZM10 227H13V225H11ZM15 227H16V226H15ZM15 227H13V228H15ZM22 227H23V226H22ZM46 227L44 228V231H42V232H45V233H46L45 230L48 231L49 228H48V227L46 228ZM74 227H76V226L74 225ZM74 227H73V228H74ZM96 227H97V225H96ZM200 227H201V226H200ZM217 227H218V225H217ZM219 227H220V226H219ZM225 227L227 228V226H225ZM237 227H238V224H237V226H236V229L238 230ZM239 227H240V229H241V226H239ZM243 227H244V226H243ZM243 227H242V228H243ZM245 227H244V228H245ZM250 227H253V228H252V229H250V228H246V229H248V230H250V231L256 229L254 232L257 233V226H256V225H255V226H250ZM254 227H256V228L254 229ZM1 228H2V226H1ZM13 228H11V229H12V230H16V232H18V231H17V228H15V229H13ZM18 228H19V226H18ZM24 228L26 229L25 226H24ZM24 228H23V229H24ZM41 228L43 229V227H41ZM41 228H40V230H42ZM63 228H64V227H63ZM71 228H72V227H71ZM78 228H79V227H78ZM78 228H77V229H78ZM91 228H92V227H90V229H91ZM93 228H92V229H93ZM97 228H98L99 231L105 229V227H104V228L97 227ZM97 228H96V230H97ZM99 228H100V229H99ZM184 228H185V227H184ZM187 228H188V227H187ZM208 228H209V227H208ZM223 228H224V227H223ZM234 228H235V227H234ZM19 229H20V228H19ZM32 229L34 230L35 228L33 227ZM68 229H69V228H68ZM68 229H66V231H63V230H64V229H63L61 232H62V233L65 232V234H67L68 231H70V230H68ZM92 229H91V231H92ZM180 229H181V228H180ZM200 229H201V228H200ZM224 229H225V228H224ZM224 229H222V231H223ZM230 229H231V228H230ZM236 229H235V230H236ZM240 229H239V230H240ZM246 229H245V230H246ZM0 230L2 231V234L5 232V231L3 232L2 229H0ZM26 230H27V229H26ZM26 230H25V231H26ZM33 230H31L32 233H34ZM50 230H51V228H50ZM50 230H49V231H50ZM59 230H61V229L59 228ZM67 230H68V231H67ZM71 230H73V229H71ZM93 230H95V229H93ZM201 230H202V229H201ZM215 230H214V231H215ZM217 230H218V229H217ZM217 230H216V233H217ZM226 230H227V229H226ZM228 230H229V227H228ZM261 230H262V229H261ZM1 231H0V232H1ZM20 231H22V230H20ZM20 231H19L17 234H19ZM25 231H24L23 233H21V235H23L24 233H26ZM34 231H35V230H34ZM37 231H38V230H37ZM184 231H185V230H184ZM190 231H191V230H190ZM197 231H198V230H197ZM207 231H208V229H207ZM212 231H213V230H212ZM212 231H211V233H213ZM219 231H220V230H219ZM240 231H243V230H240ZM240 231H239V232H240ZM8 232H9V228H8V231H7L6 233H4V235L7 234ZM28 232H29V230H28ZM31 232H29L30 235H31ZM66 232H67V233H66ZM92 232L95 233V232H97V231H92ZM101 232H102V231H101ZM176 232H177V231H176ZM185 232H186V231H185ZM188 232H189V231L187 230L186 233H188ZM198 232L200 233V231H198ZM209 232H210V231H209ZM231 232H232V230H231ZM239 232H238V233H239ZM258 232H259V231H258ZM9 233H10V232H9ZM9 233H8V234H9ZM11 233H12V232H11ZM11 233H10V236H12V237L14 238V236L16 235L15 231H14L15 235H13V234L11 235ZM45 233H44V234H45ZM47 233H51V232H47ZM62 233H61V234H62ZM69 233H70V232H69ZM73 233H74V232H73ZM79 233H80V232H79ZM89 233H90V232H89ZM97 233H99V232H97ZM181 233H184V232H181ZM186 233H185V234H186ZM189 233H192V232H189ZM193 233H194V232H193ZM204 233H205V232H204ZM204 233H203V234H204ZM206 233H207V232H206ZM216 233H215V234H216ZM228 233H230V232H228ZM232 233H233V232H232ZM232 233H230V234H232ZM247 233H249V232H246V234H247ZM261 233H263V230H262L261 232H259V234H261ZM0 234H1V233H0ZM27 234H28V233H27ZM27 234H26V235H27ZM34 234H36V232H35ZM37 234H39V233L37 232ZM70 234H71V233H70ZM101 234H102V233H101ZM101 234H100V235H101ZM200 234H201V233H200ZM200 234H199V235H200ZM213 234H214V233H213ZM215 234H214V235H215ZM224 234H225V233H224ZM233 234H235V233H233ZM233 234H232L231 236H234ZM242 234H243V233H242ZM242 234L240 235L241 237H242ZM252 234H253V232H252ZM257 234H258V233H257ZM257 234H256L255 236H259V235H257ZM4 235H2V236L4 237ZM24 235H25V234H24ZM26 235H25V236H21V237H23V238H21L19 235H17V236L19 237V239H20V241H21V239H25ZM30 235H28V236L30 237ZM48 235H49V236H48ZM62 235H64V234H62ZM62 235H61V236H62ZM84 235H85V234H84ZM90 235L92 236V234H90ZM90 235H89V236H90ZM176 235H177V234H176ZM178 235H180V231L178 232ZM178 235H177V236H178ZM182 235H183V234H182ZM182 235H180V236H182ZM187 235H188V234H187ZM205 235H207V234H205ZM205 235H203V236H205ZM210 235H212V234H210ZM214 235H213V236H214ZM225 235H226V234H225ZM228 235H229V234H228ZM249 235H250V234H248V236H249ZM262 235H263V234H262ZM10 236L8 235V239L10 238ZM28 236H27V237H28ZM32 236H33V235H32ZM69 236H70V235H69ZM75 236H76V235H75ZM91 236H90V237H91ZM191 236H192V235H191ZM191 236H190V237L188 236V237L191 238ZM194 236H198V235H194ZM219 236H220V233H219ZM229 236H230V235H229ZM229 236L226 238L227 241H228L229 238H230V239L232 238L231 236H230V237H229ZM246 236H247V235H246ZM246 236H245V237H246ZM263 236H264V235H263ZM18 237H15V239L18 240ZM33 237H40V236H38V235L36 236V235H35V236H33ZM45 237H50V234H47V236L45 235ZM45 237L43 236V238H40V239H44V240H45ZM55 237H56V236H55ZM58 237H59V236H58ZM90 237H89V239H90ZM92 237H93V236H92ZM92 237H91V238H92ZM94 237H96V238H94V240H97L98 237L96 236V234H95ZM100 237H101V236H100ZM206 237H207V236H206ZM216 237H217V239H218V235H217V234H216ZM225 237H226V236H225ZM251 237H252V235H251ZM6 238H7V237H6ZM61 238H62V237H61ZM61 238H60V240H61ZM65 238L68 239V241L70 240V239L68 238V235H67V237L65 236ZM65 238H64V239H65ZM183 238H184V240L186 239L185 237H183ZM183 238H180V239H183ZM199 238H202V237H199ZM199 238H198V239H199ZM203 238H204V237H203ZM214 238H215V237H214ZM246 238H247V237H246ZM254 238H255V237H254ZM260 238H262L261 235H260ZM26 239L28 240V238H26ZM26 239H25V240H26ZM54 239H55V238H54ZM54 239H53V240H54ZM56 239H57V238H56ZM56 239H55V240H56ZM84 239H86V241L88 240V238H84ZM98 239H99V238H98ZM187 239H188V238H187ZM194 239H196V238H193V239H191V240L194 241ZM211 239H212V238H211ZM211 239H210V240H211ZM215 239H216V238H215ZM223 239H224V237H223ZM230 239H229V240H230ZM247 239H248V238H247ZM251 239H252V238H251ZM0 240L3 242L2 239H0ZM6 240H7V239H4V241H6ZM10 240L13 241L14 239L10 238L9 241H8V240H7V241L10 242ZM30 240H31V239H29L28 242H26V243H29ZM34 240H36V239H34ZM37 240H39V239H37ZM37 240L35 241L36 244H37ZM44 240H43V241H44ZM49 240H50V239H49ZM91 240H92V239H91ZM188 240H190V239H188ZM206 240H208V238H206ZM218 240H219V239H218ZM226 240H225V241H226ZM238 240H239V239H237L236 242H237ZM241 240H242V239H241ZM249 240H250V239H249ZM249 240H248V241H249ZM256 240H257V239H256ZM256 240H254V242H256ZM260 240H261V239H260ZM1 241H0V242H1ZM15 241H16V240H15ZM18 241H19V240H18ZM18 241H16V242H18ZM22 241H23V240H22ZM41 241H42V240H41ZM43 241H42V242H43ZM50 241H51V240H50ZM83 241H84V240H83ZM86 241H84V244H85ZM100 241L102 242V239H101ZM179 241H180V240H179ZM182 241H183V240H182ZM186 241H187V240H186ZM186 241H185V243H188V242H186ZM196 241H198V240H196ZM196 241H195V242H196ZM213 241H214V240H213ZM213 241H211V242H213ZM219 241H220V240H219ZM219 241H218V242H219ZM223 241H224V240H223ZM223 241H222V242H223ZM16 242H14L15 245H16L15 248H16L17 250H19L20 248H19V247H18L19 249L17 248V246H19V245H17ZM23 242H24V241H23ZM23 242H21V243L23 244ZM32 242L34 243L33 240H32L30 243L33 244ZM45 242L50 243L47 239H46V241H44L43 243H45ZM58 242H59V240H58ZM60 242H61V241H60ZM66 242H67V241H66ZM66 242H65V244H66ZM69 242H70V241H69ZM73 242H74V241H73ZM88 242H89V241H88ZM91 242H92V241H91ZM98 242H99V241H98ZM101 242H100V243H101ZM103 242H104V241H103ZM103 242H102V243H103ZM198 242H199V241H198ZM207 242H208V241H207ZM234 242H235V241H234ZM252 242H253V241H252ZM4 243H5V244H4ZM40 243H41V242H40V240H39V245H38V246H40ZM52 243H53V242H52ZM55 243H56V242H55ZM89 243H90V242H89ZM100 243H99V244H100ZM122 243H123V242H122ZM180 243H181V242H180ZM191 243H192V242H191ZM200 243H201V242H200ZM200 243H199V244H200ZM215 243H216V242H215ZM260 243H261V242H260ZM0 244H1V243H0ZM3 244L6 246L8 243L3 242ZM10 244H13V243L11 242ZM24 244H25V243H24ZM24 244H23V245H24ZM70 244H73V243H70ZM84 244H83V247H85V248L82 249L83 251H85V249H86V246H84ZM86 244L88 245L87 242H86ZM104 244H105V242H104ZM123 244H125V243H123ZM123 244H122V246H123ZM199 244L197 243V246H199ZM211 244H212V243H211ZM221 244H222V243H221ZM221 244H220V246H221ZM226 244H227V243H226ZM229 244H230V241H229ZM15 245H14V246H15ZM26 245H27V244H26ZM48 245H49V244H48ZM53 245H54V243H53ZM58 245H59V244H58ZM61 245H63V242H62V244L60 243V247L57 246V243H56V248H57V247H58V248H61V247H62ZM67 245H68V242H67ZM67 245H65V246H67ZM101 245H102V244H101ZM105 245H106V244H105ZM105 245H103V246H105ZM125 245H126V244H125ZM186 245H187V244H186ZM189 245H190V244H189ZM194 245H196V244H194ZM194 245H193V246H194ZM223 245H224V244H223ZM235 245H236V244H235ZM262 245H263V244H262ZM262 245H261V246H262ZM5 246H3V247H4L3 250H5L6 247H7V248L9 247V246H6V247H5ZM20 246H21V245H20ZM30 246H31V245L28 244V247H30ZM33 246H34V245H33ZM38 246H37V247H38ZM44 246H45V244H44ZM50 246H51V245H50ZM65 246H63V247H65ZM179 246H183V245H180V244H179ZM200 246H201V245H200ZM227 246H228V245H227ZM10 247L13 248L12 245H10ZM24 247H26V246H24ZM37 247H34V248H36V250H37ZM69 247H70V246H67V248H66V247H65V248L68 249V250L72 249V248L69 249ZM105 247H108V244H107V246H105ZM123 247L125 248V246H123ZM123 247H122V249H124ZM185 247H186V246H185ZM201 247H202V246H201ZM205 247H207V246H204V248H205ZM208 247H209V246H208ZM211 247H212V246H211ZM213 247H214V246H213ZM217 247H218V246H217ZM217 247H216V248H217ZM225 247H226V246H225ZM15 248H13V249L16 250ZM22 248H23V247H22ZM34 248H32V249H34ZM40 248H41V247H40ZM43 248H44V247H43ZM43 248H42V249H43ZM48 248H49V247H48ZM48 248H47V246H46V247H45V250L47 251ZM51 248H52V247H51ZM58 248H57L56 250H59ZM65 248H64V249H65ZM81 248H82V247H81ZM187 248H188V247H187ZM209 248H210V247H209ZM221 248H223V247H221ZM221 248H220V249H221ZM26 249H27V248H26ZM26 249H25V250H26ZM30 249H31V248H30ZM38 249H39V248H38ZM64 249H61V250H60V251H61L60 253H62V252H63V253L66 252V251H63ZM89 249H90V248H89ZM205 249H206V248H205ZM212 249H213V248H212ZM227 249H228V248H227ZM262 249H263V248H262ZM6 250H7V249H6ZM6 250H5V252H6ZM8 250H9V251H8ZM8 250H7L8 253L12 251V250L10 251V249H8ZM17 250H16V251H17ZM23 250H24V249H23ZM34 250H35V249H34ZM34 250H33V251H34ZM45 250H44V251H45ZM48 250H49V249H48ZM50 250H51V249H50ZM50 250H49V251H50ZM90 250H91V249H90ZM215 250H216V249H215ZM215 250H214V251H215ZM223 250H224V249H223ZM28 251H29V249H28ZM28 251H27V252H28ZM33 251L31 250V253H33ZM39 251H40V249H39ZM44 251H41V252H44ZM52 251H53V250H52ZM86 251H89V250L87 249ZM210 251H211V250H210ZM225 251H226V250H225ZM1 252H2V251H1ZM13 252H14V251H13ZM19 252H22V251H19ZM19 252H17V255L19 254ZM35 252H36V251H35ZM35 252H34L33 254H35ZM54 252H55V249H54ZM54 252H51L52 255L50 254V252H48V253H49L48 256L51 255V256H50L51 258L48 257L47 254H46V256H47V257H46L44 254H41L40 252H38V253H40L39 255H37V256L34 255V258H35V259L33 258V255H31L30 251H29V253H30L29 255L32 256V259H34V261H35L36 263H37V262H39V263H40V262H43L44 264H45V263H46V264H47V263H48V264H49V263H51V264H60V262H62L63 264H68V263L70 262L69 260H71V259H68V261H69L68 263H64V261L61 260L62 258L60 259L59 255L62 256L63 253H62V254L58 253L59 255H58L57 259L59 258L61 261H60V260H59V261L56 260V258H55L56 255H55V257H53V258H55V259H53L52 256H53V253H54ZM69 252H71V251H69ZM90 252H91V251H90ZM169 252H170V251H169ZM181 252H182V251H181ZM211 252H212V251H211ZM263 252H264V251H263ZM11 253H12V252H11ZM11 253H10L9 255L14 257L15 254H14V255H11ZM14 253H15V252H14ZM38 253H37V254H38ZM66 253H68V251H67ZM79 253H80V252H79ZM79 253H78V255H79ZM91 253H92V252H91ZM91 253H90V254H91ZM216 253H217V252H216ZM23 254H25V253H23ZM26 254H27V253H26ZM70 254H71V253H70ZM80 254H81V253H80ZM83 254L85 255L84 252H83ZM83 254H81V255H82L83 258H85V257L83 256ZM90 254H88V256H89ZM170 254H171V253H170ZM226 254H227V253H226ZM228 254H229V253H228ZM5 255H8V254L5 253ZM29 255H28V256H29ZM67 255H68V254H65V253H64V254H63V257L65 258V256H67ZM168 255H169V254H168ZM0 256H1V255H0ZM21 256H22V255H21ZM21 256L18 255V258L21 257ZM28 256H26V257H27V258H31L30 256H29V257H28ZM73 256H75V255H73ZM91 256H93V255H91ZM91 256H89V259H90ZM218 256H219V255H218ZM263 256H264V255H263ZM263 256H262V258L264 259ZM1 257H2V256H1ZM3 257H4V255H3ZM3 257H2V258H3ZM8 257H9V256H8ZM24 257H25V256H24ZM36 257H37V258H36ZM69 257H70V255H69ZM173 257H174V256H173ZM216 257H217V256H216ZM223 257H224V256H223ZM260 257H261V256H260ZM5 258L7 259V256H5ZM15 258H16V257H14L13 259H15ZM49 258H50L51 260H50ZM10 259H12V258L10 257L9 260H10ZM13 259H12V260H13ZM20 259L22 260V258H20ZM24 259H25V258H24ZM32 259H29V260H31V261L29 262V263H31V264H32V261H33ZM77 259H78V258H77ZM87 259H88V257H86V260H85L86 262H85V264H87ZM93 259H94V257H93ZM232 259H233V258H232ZM2 260L5 261V259H2ZM9 260L7 259V260H6L7 262H6V261H5V262L8 264V263H9V262H8ZM15 260H16V259H15ZM15 260H13V261H15ZM18 260H19V259H18ZM63 260L67 261V258H65V259H63ZM80 260H81V259H80ZM82 260H83V259H82ZM91 260H92V259H91ZM133 260H135V259H133ZM218 260H219V259H218ZM229 260H230V259H229ZM16 261H17V260H16ZM19 261H20V260H19ZM22 261H23V260H22ZM22 261H21V263L23 264L24 261H23V262H22ZM34 261H33V263H34ZM89 261H90V260H89ZM130 261H131V260H130ZM177 261H178V260H177ZM5 262H4V263H5ZM137 262H138V261L136 260V263H137ZM199 262H200V261H199ZM223 262H224V261H223ZM223 262H222V264H223ZM231 262H232V261H231ZM234 262H235V261H234ZM259 262H260V260H259ZM262 262H263V261H262ZM262 262H261V263H262ZM4 263L1 262L0 264H4ZM6 263H5V264H6ZM14 263H15V262H14ZM17 263H19V262H17ZM17 263H16V264H17ZM21 263H20V264H21ZM24 263H25V262H24ZM36 263H35V264H36ZM39 263H38V264H39ZM79 263H80V261H79ZM83 263H84V262H83ZM91 263H92V262H91ZM95 263H96V262H94V264H95ZM131 263H132V264H135V263H133L132 261H131ZM143 263H144V262H143ZM235 263H236V262H235ZM261 263H260V264H261ZM10 264H12V263H10ZM40 264H42V263H40ZM71 264H72V263H71ZM73 264H74V263H73ZM138 264H139V262H138ZM144 264H145V263H144ZM147 264H148V262H147ZM229 264H230V263H229ZM263 264H264V263H263Z\"/></svg>", "mask_w": 264, "mask_h": 264}]
</instances>
